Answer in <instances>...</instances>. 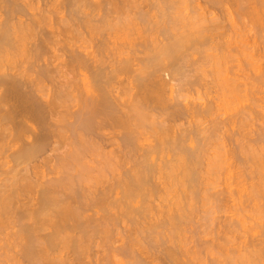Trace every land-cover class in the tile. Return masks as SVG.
I'll return each mask as SVG.
<instances>
[{"label":"rangeland","instance_id":"1","mask_svg":"<svg viewBox=\"0 0 264 264\" xmlns=\"http://www.w3.org/2000/svg\"><path fill=\"white\" fill-rule=\"evenodd\" d=\"M25 1H27V0H25ZM139 0H137V2H138ZM157 1H159V2H157ZM228 1H230L229 3H228ZM245 1V2H244ZM252 1H254V2H252ZM255 1H257V2H259V3H257V2H255ZM28 2H29V0H28ZM90 3H91V5H93V6H90V4H87L86 6L88 7V6H90V7H93V8H90L91 10H87V8L85 7L84 9H86V11L83 9L82 11V13H84V11L86 12V13H89V12H91V15H92V11H96V9H97V12H93L94 13V15L97 13L98 14V12H99V14L101 13V12H103L102 10H103V8H104V11L105 12H103V13H106V11H108V9L110 8H113L112 7V5H105V2H104V0H102V3L100 4V0L98 1L99 3V5H101V7H103V8H101V9H99L98 8V4L95 2V0L94 1H89ZM88 2V3H89ZM141 2V0L139 1V3ZM143 2V3H142ZM142 2H141V4H139V3H136V4H139V5H141V8H140V10H134V9H136V8H134V9H130V8H132L131 6H128L129 8V10H126V13L127 12H132L133 14V17H134V19H132V15L131 14H129V13H127L128 15H129V17L131 18V21L133 20L134 21V24L133 25H135L134 27L136 28V27H138V29H136V30H138V32H136V31H134V30H132L133 31V33H132V35L131 36H129V35H127V37L129 36L130 37V40L129 39H127V37H124V36H122V34H118L117 35V37L119 36V35H121V37H123V38H126V39H123V38H121L120 39V36L118 37V38H116L115 37V32H112V31H110L111 30V28H109V27H111L110 25H112V24H110V25H107V23L109 24V22L110 23H112L113 22V24L114 23H116V21L114 20V19H112L113 18V16L110 18V20L112 21H108V19H109V17H108V19L105 21V25H97V26H99L100 27V30L99 31H104L103 33H104V35H103V33L102 34H100L99 35V33L98 32H96V36L94 35V36H90V37H88V36H83L79 41H78V39L77 38H79V37H76L77 36V34H75L74 35V33L72 34V33H70V34H72L71 36H70V34H66V32H65V28H67V30L69 29V27L72 29V30H77L73 25H70V23L68 22L67 24H63L62 25V22H60V19H61V17H63V16H61V14H59V16H57L58 14L55 12V10H56V8H57V6L56 7H53L52 9H53V11L51 10V8H49L50 10V12H52L49 16H48V18H49V20L48 21H46V22H44V24H42L43 26H42V28H45V25L47 24V26H46V29H44V30H47V31H45V32H50L49 30H52L54 33H56V36H57V32H60L59 33V35H58V39L59 40H57V38L55 39L54 38V40H56L57 41V44L59 45H57L56 46V48L54 47V49H55V52H56V58L54 57L55 55V52L54 53H52L53 51L51 50V52H50V49H49V51H48V53L50 52V53H52L51 55L50 54H48V55H50V56H52L53 58H51V57H48V59L49 58H51V60L53 59V61H51V62H53V64L54 65H56V68H57V71L55 70V76L53 75V82H54V84L52 83V82H48V84L46 85V83L47 82H45V85H46V88H47V90L48 91H50V93L51 92H54V90L55 89H57L58 87L57 86H60V85H63L64 83H65V81H71L72 80V82L73 81H75L74 82V86H72L73 84H72V82H71V87H73L72 89H74V90H70L71 92H69L70 93V95H71V93H72V96L71 97H73V95H74V98H75V96L76 97H79V99L78 98H75V99H78L79 101H81L80 103H77V101L74 99L72 102H73V104H72V102H71V105L68 103V102H70V101H67V104H69V105H67V107L69 106V108H68V110L70 109V114L72 113V111H73V113L72 114H75V113H77L78 112V110H80V108H79V106L81 105V104H83L82 103V98H85V99H83V100H86V97H87V93L86 92H88V91H86L89 87L91 88V86H86L87 88H85V86H83V85H85V84H83V82L84 83H87V81H88V84H89V79H90V82H92V79H91V77L93 78V76H91L92 75V73L90 74V72L88 73V71H86V74H85V70L83 71V74L81 73L80 74V72L78 73V71L77 72H74V73H77V74H75L76 75V78L78 79H76L75 77H73V71L71 70L72 69V66H70V68H69V66H67L68 64V62L71 60L70 59V57H68L67 55H65V56H63V53L62 52H59L60 50H61V45H64V44H62V42L64 41V39H68V37L67 36H69V38L71 37L72 39H74L75 37V39L77 40V41H71V42H69V39L66 41L65 40V42L67 43V45L70 43V45L71 44H73V42H74V44H76L75 46H74V49H78V47H80V49H78V51H79V53L82 51V53L81 54H83V50H84V54H88V53H90V50L92 49V51H91V53H96V51H97V53L99 52V51H101V50H103L102 51V53L104 54V55H106L105 57L106 58H110V60L111 61H113L112 59H114L112 56L115 54V52L117 53V51H115V50H126V51H128L127 52V55H124L125 57H130V56H132L133 57V55L131 54L130 55V53H134V55L135 54H137L138 55V57L139 58H141V57H143L142 59H144L145 57V54H144V56H143V53L142 54H140V55H142V56H140L139 55V53H138V51H143L144 52V43L143 42H145V41H149V43H148V45H149V48L150 47H156V44L155 43H157L156 41L157 40H159V43H157V44H160L161 42H162V40H164L163 42H166L167 40H165V37H167L166 39H169V37H171L172 38V36H173V38L175 37V38H181L182 39V37L184 38V39H182V40H184V43H183V41H182V43H180L182 46V48H181V50H182V52H181V50H179L178 51V55L177 54H174V55H176V56H174V58H173V60L171 59L173 56H171V58L169 57V59H171L172 61H173V64L171 63V60H169L168 58L167 59H165V61L163 62V64L166 66V64L168 63V65H167V67H164V68H169V69H171V70H174L175 71V69H176V67H177V70L179 71V72H174L173 74H170L169 72H164L163 73V71H162V69H164L163 67L161 68V71H160V76H159V78L157 77V81H156V73H155V77H154V79H155V81L156 82H161V81H163L164 80V82H165V84H164V82H163V84H164V87L163 88H165V87H167V85L169 86V87H167V89H166V91H164V93L165 94H163V96L165 97H163V99H162V101L164 100V106H162L163 104V102L160 104V105H158L157 104V102L156 101H154L155 103H153V105H150V104H147V105H150L149 106V108L151 107V109L149 110V108H148V106L146 105L145 107H146V109L147 110H145V108H144V106H142L143 107V110L145 111V113H146V111H148L147 112V114H148V116H147V114H145V117L147 116L148 118H150V119H147L146 118V122L145 121H143V119H142V122H143V124L141 123V122H139L140 124V127L139 126H137V127H139L138 129H137V127L135 128V130H136V134H137V136L138 135H140V138H139V136L137 137L139 140L137 141V145L138 144H140V146L142 147V149H141V147L138 145L137 146V153H136V156H132L133 158L131 159V155L128 157V151H127V149H125V147H124V144H123V142L122 141H120L121 140V137L119 136V138H118V136L117 135H121L120 134V132H118L117 131V133H119V134H117V133H114V132H112L111 133V131L112 130H109L110 132H108L107 130H105V132L104 131H98V132H101V134L104 136V139H103V137H102V135L100 134V136L102 137V142H101V139H100V136H99V134H98V136L97 135H95V136H97L98 138V141H96L97 139H95L92 135H91V137H93L92 139H91V143L94 141V142H96L97 144H99L98 145V147L99 148H96V147H94V146H97V144L96 145H93L92 147V149H91V151H94L95 150V148L98 150V151H100V153L102 154V158H101V155H100V153H98L99 155H97L98 156V159L96 158L95 160H96V162L94 161V157H97V156H95L96 154H95V152H94V156L92 155V154H89L87 157L85 156V158H87L86 160H87V163L86 162H83V164L84 163H86L87 165H88V162H90V160H91V163H90V165L89 166H87L86 164H85V166L86 167H89V168H91V167H94V169L93 168H91L92 170H94L95 172L93 173V171H91L92 172V175H90V173H88V174H86L87 176H88V182H86V186H85V184H84V188H86V191L89 189H92V190H90L91 192H92V194H93V192L95 191L97 194H98V190H100V191H102V190H104V188H106V190H109V192L110 191H112V193H111V197H109V200H108V205L107 204H105V207L107 208L106 210H105V207L104 206H102V205H100V207L102 208V211H101V209H100V207H98V206H90V204H91V201L90 202H87V203H90V204H87L86 202V206H84L85 208H84V210L86 211V210H89V211H84L83 209V213H84V216H85V218L87 217V218H89V220H92L91 222H92V225H94L93 224V222L95 223V224H97V223H99V224H101V225H104V226H101L100 225V228L98 227L97 228V234L95 235L94 233L96 232V230H95V232L93 233L94 235V238L93 237H91V234L90 233H92V230L91 231H87L85 228V230L84 231H86L87 233H89V237H90V239H91V243L89 242V244L88 245H90V248L91 249H89V247H88V249H86V250H88V252L87 251H83V252H81L80 251V253H81V255H82V253H83V255L82 256H78L79 255V252H78V254H77V252L76 253H74L73 252V249H63V248H61V249H59L60 247H57V248H55V249H53L52 250V253H55V254H52L51 253V251H50V254H51V256L50 255H47V256H49V257H51V259L53 258V260H54V258L56 259V258H59V259H61V260H63V259H65L64 261H67L68 262V264H180L181 262V264H183V263H185V264H217V262H218V264L220 263V264H230V263H234V264H236V261L238 262L237 264H239V258H243L244 256L246 257H249L248 255H249V253H253V251L252 250H254L253 249V247H252V245L254 244V245H259V243L260 242H264L263 240H264V175H262V174H264V75L262 74V73H264V35H262L263 33H264V23H262L263 21H264V1L263 0H165V2H167L166 4H165V2L164 1H160V0H142ZM213 2V3H212ZM235 2V3H234ZM237 2V3H236ZM104 3V4H103ZM160 3H161V5H160ZM163 3V4H162ZM170 3H172V4H170ZM238 3H240L239 5L241 6V7H239L238 5H236V4H238ZM251 3V4H250ZM253 3V4H252ZM254 3L256 4V5H254ZM31 5H32V7H33V9H35V7L38 9L41 5H36V3L35 4H33V3H30ZM96 4L98 5L97 6V8H96ZM147 4V5H146ZM151 4V5H150ZM165 4V6H163ZM224 4V5H223ZM103 5V6H102ZM105 5V6H104ZM139 5H137V7L139 6ZM154 5V6H153ZM245 5V6H244ZM253 5V6H252ZM135 6V5H134ZM244 6V7H243ZM250 6V7H249ZM32 7H31V9H32ZM106 7V8H105ZM136 7V6H135ZM140 7V6H139ZM149 7V8H148ZM159 7V8H158ZM163 9H162V8ZM166 7H167V9H166ZM168 7H169V9H168ZM247 7V8H246ZM262 7V8H261ZM172 8V9H171ZM238 8H239V10H238ZM241 8V9H240ZM35 10V11H33V10H28L29 11V13H31V12H34V13H38L39 11L38 10ZM95 9V10H94ZM114 9V8H113ZM143 10V12H145V14L146 15H148L146 18L144 17V19H145V21L144 22H142L141 21V23H144V24H140L139 22H137L136 20H138V19H136V18H139V17H141L142 15L141 14H138V13H140V11H142ZM159 9H161V10H159ZM249 9V11H247ZM254 9V10H253ZM258 9L260 10V11H258ZM101 10V11H100ZM150 10V11H149ZM152 10V11H151ZM155 10H156V13H155ZM166 10V11H165ZM168 10V11H167ZM173 10V11H172ZM245 10V11H244ZM37 11V12H36ZM88 11V12H87ZM113 11V10H112ZM112 11H110V13L112 12ZM134 11V12H133ZM163 11V12H162ZM45 12V11H44ZM135 12H138L137 13V16L135 15ZM142 12V13H143ZM166 12V14L163 16L162 14L163 13H165ZM170 14H169V13ZM241 12V13H240ZM244 12L246 13V14H244ZM256 12H258V13H256ZM46 13H48V12H46ZM45 13V14H46ZM54 13V14H53ZM57 15H56V14ZM177 15H176V14ZM183 13V14H182ZM239 13L242 15V16H240L239 15ZM248 13H250V14H248ZM259 13H260V16L261 15H263V16H258L259 15ZM85 14V13H84ZM102 14V13H101ZM108 14H109V11H108ZM126 14V15H127ZM145 14H143V16L145 15ZM155 14V15H154ZM169 14V15H168ZM248 14V15H247ZM254 14V15H253ZM54 15V16H53ZM81 15H83V14H81ZM81 15H79V16H81ZM104 15V14H103ZM131 15V16H130ZM141 15V16H140ZM145 15V16H146ZM173 15V16H172ZM180 15V16H179ZM93 16V15H92ZM136 16V17H135ZM175 16H177V18L175 19ZM244 16V17H243ZM248 16V17H247ZM249 16H251V17H249ZM4 17V16H3ZM57 17H59V18H57ZM128 17V16H127ZM128 17V18H129ZM149 17V18H148ZM164 17V18H163ZM171 17V18H170ZM183 17H186V18H183ZM259 17V18H258ZM27 17H24L23 18V20H25ZM54 18V19H53ZM128 18H126L125 17V19H128ZM130 18L128 19V21H130ZM160 18H161V20H160ZM163 18V19H162ZM166 18V19H165ZM182 18V19H181ZM256 18V19H255ZM53 19V20H52ZM121 19H123V18H121ZM159 19V20H158ZM170 21H169V20ZM173 19H175V20H173ZM179 19H181V20H179ZM184 19H186V20H184ZM187 19H188V21H187ZM250 19V20H249ZM27 20V19H26ZM115 22H114V21ZM140 20V19H139ZM148 20V21H147ZM164 21L165 20V22L167 21V22H169L168 24H167V22L166 23H164L163 22V24H162V22L161 21ZM173 20V21H172ZM191 20H193L194 21V24H196V25H194L193 23L191 24L190 22H191ZM251 20H253V21H251ZM255 20H257V21H255ZM262 20V21H261ZM58 21V22H57ZM67 21H68V19H67ZM124 22L126 21L127 22V20H123ZM133 21H132V23H133ZM138 23H136V22ZM176 21V22H175ZM177 21H180V22H177ZM184 21H187L188 22V24L186 23V24H184L185 22ZM192 21V22H193ZM208 21V22H207ZM212 21V22H211ZM215 21V22H214ZM48 22V23H47ZM49 22L51 23L52 22V24H50L49 25ZM56 22V23H55ZM150 22V23H149ZM171 22H175L174 24H172ZM184 22V23H183ZM206 22H207V24H206ZM220 24V25H218V23ZM251 22V23H250ZM255 22V23H254ZM259 22V23H258ZM129 23V22H128ZM156 25H155V24ZM189 23H190V25H189ZM198 23H199V25H198ZM214 23V24H213ZM254 23V24H253ZM53 24H55V25H53ZM57 24V25H56ZM140 24V25H139ZM161 24V25H160ZM204 24H206V25H208V26H204L203 27V25ZM216 24H217V26H216ZM256 24V25H255ZM259 24V25H258ZM60 25V26H59ZM144 27H143V26ZM149 25V26H148ZM173 25H174V27H173ZM188 25V26H187ZM191 25H194V26H191ZM213 25H215L214 27H212ZM52 26V27H51ZM53 26H54V28H53ZM56 26V27H55ZM106 27V26H108V27H106L105 29L103 28V27ZM132 26V25H131ZM166 26V27H165ZM219 26V27H218ZM73 27H74V29H73ZM134 27H132V28H134ZM163 27V28H162ZM168 27V28H167ZM171 27V28H170ZM193 27V28H192ZM200 27H202L201 29H199ZM49 30H48V29ZM52 28V29H51ZM57 28V29H56ZM101 28H103V30H101ZM134 28V29H135ZM140 28V29H139ZM141 28H142V30H141ZM152 28V29H151ZM166 28V29H165ZM175 28V29H174ZM196 28V29H195ZM204 28V29H203ZM210 28V29H209ZM259 28V29H258ZM61 29H62V31H64V34H62V31H61ZM107 29H109V30H107ZM70 30V29H69ZM72 30H71V32H72ZM106 30V31H105ZM139 30H140V32H139ZM152 30V31H151ZM155 30V31H154ZM162 32H161V31ZM193 30V31H192ZM195 30V31H194ZM200 30V31H199ZM211 30V31H210ZM217 30V31H216ZM262 30V31H261ZM176 31V32H175ZM191 31V32H190ZM207 31V32H206ZM212 31H214V32H212ZM84 32V31H83ZM83 32H81V33H83ZM112 33V35L110 34V33ZM131 32V31H130ZM136 32V33H135ZM149 32V33H148ZM166 34H165V33ZM175 32V33H174ZM193 32V33H192ZM196 32V33H195ZM85 33H87V32H84L83 33V35L85 34ZM98 33V34H97ZM128 33H129V31H128ZM134 33H135V35H134ZM137 33H139L138 35H137ZM188 33V34H187ZM199 35H198V34ZM205 33H206V35H205ZM61 34V35H60ZM88 34V33H87ZM114 34V35H113ZM143 34V35H142ZM192 34V35H191ZM197 34V35H196ZM203 34H204V36H203ZM209 36H211V37H209ZM223 34H224V36H223ZM106 35V36H105ZM109 35H111V36H109ZM163 35H164V37H163ZM170 35V36H169ZM184 35H186V37H184ZM194 35V36H193ZM61 36H63L64 37V39H62L63 37H61ZM101 38V39H99V37ZM125 36H126V34H125ZM138 38H136V37ZM145 36V37H144ZM146 36H148V37H146ZM177 36V37H176ZM181 36V37H180ZM92 37V38H91ZM94 37V38H93ZM112 37V38H111ZM132 37V38H131ZM152 39H151V38ZM156 37V38H155ZM199 37V38H198ZM222 37H223V39H222ZM60 38H61V41L62 42H60ZM88 38H90V39H88ZM103 38H104V40H103ZM111 38V39H110ZM114 38H116V39H114ZM143 38V39H142ZM164 38V39H163ZM186 38H188V39H186ZM198 38V39H197ZM202 38V39H201ZM28 39V38H27ZM34 39V38H33ZM33 39H31L30 38V42H29V40H28V43L27 42H25L26 44H25V46L27 47V49L29 48V49H31L32 47V43H36V40L35 39H37V38H35L34 40ZM107 39V40H106ZM215 39V40H214ZM100 40V41H99ZM113 40V41H112ZM118 40V41H117ZM120 40V41H119ZM122 40V41H121ZM129 42H127V41ZM134 40H135V43H134ZM145 40V41H144ZM211 40H213V41H211ZM33 41V42H32ZM83 41V42H82ZM97 41V42H96ZM103 41H105V42H103ZM108 41V42H107ZM110 41V42H109ZM153 41V42H152ZM161 41V42H160ZM191 41V42H190ZM61 43V45L59 44V43ZM65 42H63V43H65ZM82 42V43H81ZM89 42V43H88ZM94 42V43H93ZM118 42V43H117ZM125 42V43H124ZM155 42V43H154ZM180 42H181V40H180ZM98 43V44H97ZM102 43H104L103 45H102ZM107 43V44H106ZM115 43V44H114ZM117 43V44H116ZM122 43V44H121ZM138 43H140V45L138 44ZM150 43H151V45H150ZM212 43V44H211ZM23 44V43H22ZM73 44V45H74ZM94 44H95V46H94ZM125 44V45H124ZM128 44V45H127ZM143 44V45H142ZM145 44H146V42H145ZM155 45V46H152V45ZM79 45V46H78ZM81 45H82V47H84V49L83 48H81ZM93 45V47H91ZM103 46V48H101L102 46ZM108 45H110V46H108ZM122 45V46H121ZM138 45H139V47H138ZM162 45V44H161ZM218 45H221L220 47L218 46ZM227 45H229V46H227ZM245 45V46H244ZM61 46V47H60ZM100 46V47H99ZM105 46V47H104ZM125 46H127V47H125ZM132 46H133V52H131V49H132ZM222 46H223V48H222ZM243 46V47H242ZM31 47V48H30ZM58 47V48H57ZM60 47V48H59ZM99 47V48H98ZM120 47V48H119ZM122 47V48H121ZM131 47V48H130ZM139 49H138V48ZM143 49H142V48ZM158 48H159V46H157ZM161 47V46H160ZM198 47V48H197ZM207 47H208V49H207ZM215 47H217V49L215 48ZM225 47V48H224ZM88 48V49H87ZM101 48V49H100ZM153 48H151L150 49V52H154V49ZM201 48H202V50H201ZM242 48V49H241ZM59 51H58V50ZM86 49V50H85ZM105 49V50H104ZM112 49V50H111ZM115 49V50H114ZM225 49V50H224ZM88 50V51H87ZM94 50H95V52H94ZM99 50V51H98ZM135 50H136V52L137 53H135ZM199 50V51H198ZM221 50L223 51V52H221ZM113 51H114V53H113ZM123 51V52H124ZM203 53H202V52ZM244 51V52H243ZM60 53V55H59V53ZM88 52V53H87ZM177 52V51H176ZM179 52H181V53H179ZM228 52V53H227ZM100 53V54H99ZM98 54L100 55V56H103L102 58H104V55L101 53V52H99ZM110 53H113V54H110ZM128 53H129V55H128ZM155 53V52H154ZM223 53H224V55H223ZM232 53V54H231ZM250 55H249V54ZM24 54L26 55H28L29 56V54L28 53H26V52H24ZM65 54V53H64ZM111 55V56H109V55ZM125 54H126V52H125ZM180 54H181V56H180ZM252 54V55H251ZM23 56V55H18L17 56V60H18V62H19V64H18V62H17V60L16 59H14V60H16L15 62V64H17L16 66H20V64H23V65H21V69L20 70H22V67L25 69V66H28L29 64L27 63V61L29 62V63H31L30 62V59L27 57V55L26 56ZM57 55H59V56H61L60 58L57 56ZM137 55H135V56H137ZM151 55H153V54H150V56ZM223 55V56H222ZM225 55H227V56H225ZM229 55V56H228ZM230 55H232V58L230 57ZM244 55V57H242ZM245 55H247V56H245ZM255 55V56H254ZM67 56V57H66ZM124 56H123V58H124ZM216 56V58H214ZM22 57V58H21ZM111 57H112V59H111ZM185 57V58H184ZM206 57H207V60H206ZM209 57V58H208ZM222 57H224V58H222ZM227 59H226V58ZM247 57V58H246ZM251 57V58H250ZM258 57H260V58H258ZM26 58V60H24ZM59 58V59H58ZM116 58V57H115ZM135 58V57H134ZM177 60H176V59ZM214 58V59H213ZM218 58H220V59H218ZM253 58V59H252ZM28 59V60H27ZM46 59H47V56H46ZM54 59H55V61H54ZM57 59V60H56ZM105 59V58H104ZM137 59V58H136ZM142 59H140V60H142ZM210 59V60H209ZM214 61H213V60ZM219 61H218V60ZM225 59V60H224ZM230 60V62L228 63V61ZM231 59H233V61L235 62H233V61H231ZM13 60V59H12ZM106 60V59H105ZM105 60H103V61H105ZM108 60V59H107ZM106 60V63L108 62L109 64H107V65H110V63H111V61H107ZM166 60H167V62H166ZM174 60H176V62L174 61ZM209 60V61H208ZM217 60V61H216ZM237 60V61H236ZM24 61V62H23ZM59 63H58V62ZM62 61V62H61ZM168 61H170V62H168ZM196 61V62H195ZM203 61V62H202ZM211 61V62H210ZM225 61H226V64L227 65H225V64H223V66H222V63H225ZM249 61H251L252 62V64H253V66L251 65V62H249ZM12 63L14 62V61H11ZM23 62V63H22ZM137 62H139V60L137 61ZM136 62V63H137ZM142 61H140V64H138V68L135 66L134 67V69L136 70V68L137 69H140V67L142 68L143 66H144V63H143V65H142V63H141ZM165 62H166V64H165ZM198 62V63H197ZM219 62H221L220 63V66H218L217 65V63H219ZM239 62V63H238ZM254 62V63H253ZM64 63V64H63ZM106 63H105V65H106ZM113 63H114V61H113ZM135 63V64H136ZM170 63V64H169ZM174 63L176 64V66L174 65ZM191 63H192V66H191ZM211 63V64H210ZM213 63V64H212ZM14 64V65H15ZM26 64H28V65H26ZM67 64V65H66ZM195 64V65H194ZM214 65L215 64V66H212V67H214V68H212L210 65ZM231 66H229V65ZM239 64V65H238ZM11 64L9 63V66H10ZM25 65V66H24ZM59 65V66H58ZM106 65V66H107ZM235 65H236V67H235ZM243 65V67H241ZM15 66V67H16ZM65 66H66V69H65ZM190 66V67H189ZM218 66V67H217ZM226 66V67H225ZM240 66V67H239ZM59 67V68H58ZM69 68V72H67L68 71V68ZM109 67V66H108ZM171 67V68H170ZM173 67H174V69H173ZM238 67V68H237ZM253 67V68H252ZM257 67V68H256ZM52 68V67H51ZM197 68H198V70H197ZM23 69V70H24ZM63 69H64V71H63ZM157 69V68H156ZM160 69V68H159ZM159 69H157V70H154V71H158V73H159ZM211 69V70H210ZM224 69V70H223ZM228 69V70H227ZM58 70H61V71H59L58 72ZM75 70V69H74ZM153 69H148V71L149 72H151ZM182 70V71H181ZM184 70V71H183ZM217 71L216 72V74H215V72L214 71ZM227 70V71H226ZM65 73H63V72ZM212 72V74L211 73H209V72ZM181 72V73H180ZM220 72V73H219ZM226 72V73H225ZM233 72V73H232ZM60 73V74H59ZM61 73H63V74H61ZM187 73H189V74H187ZM219 73V74H218ZM59 74V76H57ZM70 74V75H69ZM80 74V75H79ZM167 74V75H166ZM178 74V75H177ZM182 74V75H181ZM185 74V75H184ZM224 74V75H223ZM246 76H245V75ZM258 74V75H257ZM260 74V75H259ZM72 75V76H71ZM74 75V76H75ZM82 75V76H81ZM125 74H123V75H121L122 77H119V80H120V82L121 81H123V83H124V86H125V84L127 85V86H129L127 83H129V84H132V85H130V87H132L133 86V84H135V83H132V81H133V77L130 75V74H128V75H130L129 77L127 76V75H125ZM134 75V74H133ZM171 75V77H169V76ZM220 75V76H219ZM236 75V76H235ZM245 77H243V76ZM61 76L63 77V78H61ZM68 76V77H67ZM81 76V77H80ZM84 76V78H82ZM119 76V75H118ZM213 76H217V78H215V77H213ZM243 78H242V77ZM255 76H258L259 78H257V77H255ZM261 76V77H260ZM35 77V76H34ZM57 77V78H56ZM66 77V78H65ZM71 77V78H70ZM219 77V78H218ZM224 77V78H223ZM226 77V78H225ZM247 77V78H246ZM62 79V80H64V78H65V80L62 82V80H60V79ZM126 78V79H125ZM214 78V79H213ZM228 78H230L231 80H229ZM58 79V80H57ZM86 79H88V80H86ZM158 79H159V81H158ZM163 79V80H162ZM198 79V80H197ZM226 79V80H225ZM254 79V80H253ZM255 79H256V81L258 80V82H255ZM260 79V80H259ZM84 80V81H83ZM125 80V81H124ZM127 80H130L129 82L127 81ZM215 80V81H214ZM219 80V81H218ZM239 80H240V83H239ZM242 80H243V82L244 83H246V85H244V83L242 82ZM252 80V81H251ZM56 81V82H55ZM57 81H59V84L57 83ZM80 81V82H79ZM83 81V82H82ZM174 81V82H173ZM189 83H188V82ZM214 81V82H213ZM216 81H218V83L219 84H217V82ZM222 81V82H221ZM237 81V82H236ZM77 82V83H76ZM131 82V83H130ZM225 82V83H224ZM252 84H251V83ZM56 83V84H55ZM122 83V84H123ZM213 83V84H212ZM233 83V87H235L236 89H235V91H233L234 89H233V87H232V84ZM234 83H237V84H234ZM80 84V85H79ZM160 84V83H159ZM161 84H162V82H161ZM167 84V85H166ZM189 84V85H188ZM221 84H224V86L223 87H221ZM240 84V85H239ZM136 85V84H135ZM134 85V86H135ZM205 85V86H204ZM226 85V86H225ZM231 85V86H230ZM237 87H236V86ZM49 88H48V87ZM52 86V87H51ZM78 86V87H77ZM80 86H82L81 88H80ZM122 86V85H121ZM246 86V87H245ZM76 87V88H75ZM130 87H128V88H130ZM174 87V88H173ZM230 87V88H229ZM239 87V88H238ZM122 88V87H121ZM125 90L124 91H126L128 88L125 86V87H123ZM127 88V89H126ZM169 88V89H168ZM221 88V89H220ZM228 88H229V90H228ZM50 89V90H49ZM70 89V88H69ZM69 89L67 90V91H69ZM86 89V90H85ZM91 89H93V87L91 88ZM91 89H89V90H91ZM136 89V88H135ZM164 89V90H165ZM246 89V90H245ZM248 89V90H247ZM75 90H76V92H75ZM137 90V89H136ZM136 90L135 91H131V93H133V92H136ZM221 90H222V92H221ZM224 90H225V92H224ZM232 90V91H231ZM56 91V90H55ZM82 91V92H81ZM94 91V89L92 90V92ZM176 91V92H175ZM240 91H242V92H240ZM85 92V93H84ZM92 92H88L89 94L90 93H92ZM229 92H231V93H229ZM68 93V92H67ZM69 93L67 94L68 96H70L69 95ZM77 93V94H76ZM129 93H130V89H129ZM241 93V94H240ZM65 94V93H64ZM81 94V95H80ZM88 94V95H89ZM95 94V93H94ZM127 94V93H126ZM228 94V95H227ZM230 94V95H229ZM66 95V94H65ZM95 95H97V94H95ZM223 95V96H222ZM242 95V98H240V96ZM247 95V96H246ZM85 96V97H84ZM126 96V95H125ZM124 96V98L122 99V101H124L125 99H130L131 97H129V95L128 96H126L125 97ZM173 96V97H172ZM180 96V97H179ZM228 96H229V98H228ZM244 96V97H243ZM71 97H69V99H73V98H71ZM128 97V98H127ZM168 97H169V99H168ZM177 97V98H176ZM179 97V98H178ZM182 98V99H181ZM244 98V99H243ZM168 99V100H167ZM175 99H177V102H175L176 100ZM239 99V100H238ZM131 100V99H130ZM129 100V101H130ZM172 100V101H171ZM241 100H242V102H241ZM78 101V102H79ZM211 101V102H210ZM126 103H128L127 101H125ZM132 102V101H131ZM159 102H161V101H159ZM174 102V103H173ZM178 102H180V103H178ZM74 103H77V104H74ZM123 103V102H122ZM130 103V102H129ZM155 104H157V106L155 105ZM177 104V105H176ZM179 104H181V105H179ZM198 104V105H197ZM72 105H75L74 107L72 106ZM128 105H130V104H127L126 106H128ZM156 107H155V106ZM205 105V106H204ZM82 107H81V109L83 108V105H81ZM152 106H154L155 108L154 109H157V108H159V111L162 109V112H165V113H159L158 112V109H157V112L155 113V111H154V109H153V107ZM159 106H161V108L159 107ZM168 106V107H167ZM181 106L183 107L182 109H181ZM71 107V108H70ZM74 109H73V108ZM77 107H78V109H77ZM163 107V108H162ZM165 107V108H164ZM176 107H178V108H176ZM167 108V109H166ZM171 108V109H170ZM173 108V109H172ZM205 108L207 109L206 111H205ZM71 109H72V111H71ZM153 109V110H152ZM176 109V110H175ZM62 110V109H61ZM76 110V111H75ZM194 110V111H193ZM197 110H201V112L199 113V111H197ZM212 111V112H210L211 114L213 113V115H209L208 116V114H209V112H208V114H205V113H207V111ZM66 111V110H65ZM75 111V112H74ZM152 111V112H151ZM177 111V112H176ZM182 111V112H181ZM202 111H205L204 112V114L202 113ZM64 112V111H63ZM69 112V111H68ZM161 112V111H160ZM169 113V116L171 115V117L173 116V115H175V116H173L172 118L171 117H169L168 116V114L166 115V113ZM199 114L198 116H200V117H198V116H196V114L197 113ZM215 112V113H214ZM143 113V112H142ZM141 113V114H142ZM152 113V114H151ZM155 113V114H154ZM184 113V114H183ZM188 113V114H187ZM193 113V114H192ZM202 113V114H201ZM71 114V115H72ZM161 114V115H160ZM195 114V115H194ZM201 114V115H200ZM68 115H69V113H68ZM182 116V117H179V116ZM186 115V116H185ZM202 115H204V116H202ZM70 116V115H69ZM74 116V115H73ZM72 116V117H73ZM76 116V115H75ZM75 116L73 117V119H71V117H66L67 118V123L68 122H70L71 121V123H72V121H75L74 119H75ZM155 116H157V117H155ZM202 116V117H201ZM144 117V118H145ZM162 117V118H161ZM196 117H198V118H196ZM65 118V117H64ZM65 118V119H66ZM155 118V119H154ZM157 118V119H156ZM175 119V121H174V119ZM195 118V119H194ZM211 118H212V120H211ZM58 120L59 119V116H58V118L57 117H54V120H52V122H53V125L55 124V125H57L54 121L55 120ZM155 121H154V120ZM164 119V120H163ZM56 120V121H57ZM145 120V119H144ZM148 120V121H147ZM159 120V123L157 122ZM169 120H172V121H169ZM174 121V122H173ZM193 122V123H191V122ZM212 121V122H211ZM52 122H51V124H52ZM156 124L155 126H154V123ZM167 122H169V123H167ZM65 123V122H64ZM147 123V124H146ZM150 123V124H149ZM164 123V124H163ZM219 125H218V124ZM149 124V125H148ZM171 124V125H170ZM135 125H136V123H135ZM144 125V126H143ZM152 127H151V126ZM158 125V126H157ZM215 125V126H214ZM216 125H217V127H216ZM58 126H59V124H58ZM166 126V127H165ZM193 128H192V127ZM219 126V127H218ZM60 127H61V125H60ZM59 127V128H60ZM142 127V128H141ZM154 127V128H153ZM155 127H157V128H155ZM165 128L164 130V132H163V130H161V128ZM174 127V128H173ZM180 127V128H179ZM214 127H216L215 129L218 131V132H220V135H218L217 134V131L214 129ZM141 128V129H140ZM158 128H160L159 129V131H157L158 130ZM166 128H167V132H166ZM173 128V129H172ZM192 128V129H191ZM200 128V129H199ZM218 128H220V129H218ZM57 129H58V127H57ZM56 129V130H57ZM143 129V130H142ZM157 129V130H156ZM185 129V130H184ZM188 129V130H187ZM137 130H138V132H137ZM140 130V131H139ZM147 130V131H146ZM184 130V131H183ZM199 132H198V131ZM214 130L216 131V135L214 134ZM156 131V132H155ZM162 131V132H161ZM174 131V132H173ZM188 131V132H187ZM195 131V132H194ZM197 131V132H196ZM97 132V133H98ZM103 132V133H102ZM142 134H141V133ZM160 132V133H159ZM178 134H177V133ZM204 132V133H203ZM213 132V133H212ZM66 133V132H65ZM68 133V132H67ZM111 133V134H110ZM122 133V132H121ZM147 133V134H146ZM169 133V134H168ZM188 133V134H187ZM200 133V134H199ZM236 135H235V134ZM94 134H96V133H94ZM160 134V135H159ZM161 134H163V135H161ZM167 134H168V136H167ZM180 134V135H179ZM186 134V135H185ZM199 134V135H198ZM204 134V135H203ZM233 134H234V136H233ZM69 135H71L70 133H68L66 136H69ZM158 135V136H157ZM170 135H172L171 137H170ZM176 135H177V137H176ZM184 135H185V140L184 139H182V141H181V139L180 138H183L184 137ZM188 135V136H187ZM201 135V136H200ZM211 135H215L216 136V138H219L221 141H223V145L225 146V147H222L221 146V142L218 140V139H215V136H214V139L215 140H213V141H211L210 142V140H212V138L210 137ZM218 135V136H217ZM178 136H179V138H178ZM200 136V137H199ZM206 136V137H205ZM230 136L232 137L233 136V138L232 139H230ZM72 137V136H71ZM70 136H69V138H71ZM90 137V136H89ZM89 137L88 138H86L87 140L89 139ZM107 137V138H106ZM160 137H162V138H160ZM168 137V138H167ZM174 137V138H173ZM209 137L211 138L210 140H209ZM66 138V137H65ZM68 138V137H67ZM143 138L145 139V141L143 140ZM149 138H150V140H149ZM165 138H166V140H165ZM171 138V139H170ZM175 138H177V141H175V146H174V141L173 140H176ZM188 138V139H187ZM190 138V139H189ZM72 139V138H71ZM89 139V140H90ZM109 139V140H108ZM118 139V140H117ZM153 139V140H152ZM180 139V140H179ZM197 140V143H196V140ZM202 139H205V140H203L202 141ZM206 139L208 140V144H209V142L211 143V144H217V147H216V145H215V147H213L214 148V152H213V148H212V146L213 145H211V144H206V147H205V145H204V143L203 142H206ZM100 140V141H99ZM107 140V141H106ZM140 140H142V142H140ZM148 140V141H147ZM157 140V141H156ZM159 140H160V142H159ZM161 140H163V142H161ZM186 140L188 141V142H186ZM216 140H218V141H216ZM29 141V140H28ZM64 141H65V139H64ZM62 142L61 140L59 141V142H61L62 143V146L61 147H63L62 149H61V147H56V145L57 144H53V146H55V147H53L52 146V150H53V153L51 152V150L49 151V154H47V156L46 155H44L43 157V159H41L40 160V163L42 162L43 163V165H45L44 166V168L42 167L43 165H41V167H42V169L40 168V172H42V173H40V174H42L43 176H45L44 178V180L45 181H47V180H49V179H54V178H57V176H61V175H58V173L56 174L55 173V171L56 172H58V171H60V170H55V171H53V166L51 165H49V164H53L54 166H56V159H55V157H57L58 156V154H59V156L60 155H64V152H66L67 151V149L70 147V145L69 144H71V143H69V144H66L67 142L66 141H69L68 139H66V143L65 142ZM152 141V142H151ZM191 141V142H190ZM195 141V142H194ZM200 141V142H199ZM70 142H71V140H70ZM108 142V143H107ZM112 142V143H111ZM115 142V143H114ZM122 142V143H121ZM140 142V143H139ZM157 142V143H156ZM173 142V143H172ZM178 142V143H177ZM184 142H185V144H184ZM199 142V143H198ZM216 142V143H215ZM239 142V143H238ZM55 143H56V140H55ZM61 143H59V144H61ZM63 143H65V148H64V144ZM90 143V144H91ZM114 143V144H113ZM163 143V144H162ZM166 143H168L167 145H166ZM172 144L173 146H171L170 144ZM190 143H193L194 145V147L195 146H197V144H200V143H203L202 145H204V150L205 149H207L208 147L209 148H211V150H209V148H208V152L210 153H206V152H204L201 156L199 155V160L197 161H195V159L193 160H191L190 159V161H189V157H186L184 154V156L180 153L179 154V152H185V153H188V149H189V147H193L192 146V144L190 145ZM58 144V145H59ZM92 144H94V143H92ZM103 145V147H102V145ZM119 144H121V145H119ZM178 146H177V145ZM181 144V145H180ZM242 144V145H241ZM69 147H68V146ZM112 145V146H111ZM119 145V146H118ZM155 145V146H154ZM165 145V146H164ZM170 145V146H169ZM188 145V146H187ZM190 145V146H189ZM201 145V144H200ZM243 145H244V147H243ZM250 145V146H249ZM66 146H67V148H66ZM148 146V147H147ZM160 146V147H159ZM168 146V147H167ZM187 147L185 150H187V152L186 151H184V149L181 151L180 149H182V147ZM208 146V147H207ZM220 148H219V147ZM241 148H243L244 150H246V152H248L249 153V155L251 154L250 152H252L253 154H251L252 155V157H251V155L249 156L248 155V153H246V152H244V150H242V149H240V147ZM106 147V148H105ZM115 147V148H114ZM121 147V148H120ZM123 147V148H122ZM150 147V148H149ZM163 147H165V149H162L161 150V148H163ZM172 147V148H171ZM176 147V151L177 150H179V152L177 151V152H175L174 151V148ZM178 147H179V149H178ZM193 147V151L194 150H196L195 148ZM249 147V148H248ZM56 149V151L54 152V150ZM57 148H60L58 151H57ZM103 148V149H102ZM138 148H140V149H138ZM145 148V149H144ZM152 148H153V150H152ZM157 148V149H156ZM159 148H160V150H159ZM170 148V149H169ZM198 148V147H197ZM223 148H224V150H223ZM248 148V149H247ZM252 150H251V149ZM65 149H66V151H65ZM71 148H69L68 150H70ZM94 149V150H93ZM100 149V150H99ZM144 149V150H143ZM152 150V152H154V153H150V151ZM154 149H156V150H154ZM216 149H217V151H218V153H217V151H216ZM250 149V151H247V150H249ZM105 150V151H104ZM138 150H141V151H138ZM150 150V151H149ZM172 150V151H171ZM190 150V149H189ZM191 150H192V148H191ZM191 150L189 151V153L187 154L188 156H189V154H192L191 153ZM63 151V152H62ZM102 151V152H101ZM112 151H114L116 154L114 155V152H112ZM119 151V152H118ZM122 151V152H121ZM146 151H148V154H149V156H148V154L146 155V156H148V159L150 158L151 160L150 161H148L147 159L145 160H143V157L145 156L144 154H146V153H144V152H146ZM161 151V152H160ZM197 151V150H196ZM207 151V150H206ZM211 151V152H210ZM216 151V152H215ZM68 152V151H67ZM113 154H112V153ZM139 152V153H138ZM174 152L176 153V154H174ZM195 152V151H194ZM193 152V153H194ZM56 153V154H55ZM61 153V154H60ZM63 153V154H62ZM106 153V154H105ZM107 153L109 154V157H108V159H110V158H112V159H110V161L112 160V163H113V165H115V168H114V166L112 167L113 168V170H112V172H110V171H108L107 172V170H109V166L107 167L108 169H106V166H105V161L107 160H105V157H106V155H107ZM141 153V154H140ZM144 153V154H143ZM156 153V154H155ZM160 153V154H159ZM164 153V154H163ZM172 153V154H171ZM205 153H206V155H205ZM216 153V154H215ZM240 153V154H239ZM103 154H105V156L103 155ZM111 154V155H110ZM143 154V155H142ZM154 154V155H153ZM207 154L209 155V157H211V154H215L216 155V157L219 159V161H218V159L216 160V159H213V160H216V162L215 163H213V160H212V157L211 158H209L208 156H207ZM241 154H243L242 156H241ZM255 154V155H254ZM54 155H56V156H54ZM66 155V154H65ZM87 155V154H86ZM125 155V156H124ZM150 155H152V157L150 156ZM160 155H161V157H160ZM166 155V156H165ZM173 155V156H172ZM174 155H176V156H174ZM212 155V156H213ZM218 155V156H217ZM54 156V157H53ZM90 156H93V157H90ZM108 156V155H107ZM115 156V157H114ZM117 156V157H116ZM142 156V157H141ZM164 156V157H163ZM169 156V157H168ZM172 156V157H171ZM181 156V157H180ZM202 156H204V157H202ZM49 160H47L46 158ZM62 157V156H61ZM64 157V156H63ZM163 157V158H162ZM174 157H175V159H174ZM254 157V158H253ZM258 157V158H257ZM52 158V159H51ZM54 158V159H53ZM58 158V157H57ZM84 158V159H85ZM91 158V159H90ZM102 160H101V159ZM104 158V159H103ZM114 158V159H113ZM117 158H118V160H117ZM156 158V159H155ZM183 158V159H182ZM188 160H187V159ZM201 158V159H200ZM215 158V157H214ZM251 158V159H250ZM90 159V160H89ZM125 159V160H124ZM144 161V164L146 165L147 163V161H148V167H150L149 169H152V170H150V171H152V175H149L148 174V177H149V179L151 178V180H147V181H149V183L147 182V184L148 185H146L145 187H147V189L144 187V189L146 190V193H145V190L143 189V193H142V191H141V195L142 196H139V198H138V195L136 196L135 195V197H133V201H132V198L130 199V198H128L127 197V195H126V190L125 189H127V188H125V186H124V184L126 183L125 181H128L127 179H128V177H130V176H135L136 175V173H138V174H141L142 173V171H140V170H142V169H144V168H142V166L144 165H142L141 163H143V162H141L142 160ZM155 159V160H154ZM168 159V160H167ZM210 159V160H209ZM51 160L53 161V163L51 162ZM85 160V161H86ZM114 160H116V161H118V162H116V161H114ZM138 160H139V163H140V165H142V166H140L139 165V163H138ZM180 160V161H179ZM183 160H184V162H183ZM202 160V161H201ZM204 160V161H203ZM3 161V159L0 161V163ZM6 161H8V160H6ZM6 161H3V162H6ZM99 161V162H98ZM114 161V162H113ZM127 161V162H126ZM151 161H153V163L151 162ZM186 161V162H185ZM200 161V163H198ZM209 161H212V162H209ZM218 161V162H217ZM254 161V162H253ZM46 162H48V163H46ZM51 162V163H50ZM54 162H56V163H54ZM93 162H95V163H93ZM150 162L152 163V165L154 166H152L151 164H150ZM161 162V163H160ZM170 162V163H169ZM204 162V163H203ZM94 165H93V164ZM96 163H98L97 164V168H96ZM104 165H102V164ZM186 163V164H185ZM188 163H189V165H188ZM192 163V164H191ZM194 163H196V164H194ZM200 164V165H198V164ZM212 163L214 164V165H212ZM46 164H48V165H46ZM108 164V163H107ZM106 164V165H107ZM118 164V165H117ZM122 164V165H121ZM136 166H135V165ZM138 164V165H137ZM168 164V165H167ZM172 164V166H170ZM176 164V165H175ZM219 166H218V165ZM232 164V165H231ZM100 165V166H99ZM116 165L118 166L117 168V170H114V169H116ZM121 165V166H120ZM182 165V166H181ZM192 165V166H191ZM204 166V167H202V166ZM209 165V166H208ZM11 166V164L10 165H7V167H4V168H6V172H4L6 175L5 176H2V174H1V177H0V184H4V185H6L8 182L9 183H11V181L10 180H13V179H11V177H10V172L8 171L7 172V170H9V167ZM48 166H50V167H48ZM101 166H102V168H104L105 167V170H104V172H102V173H99V172H101V171H103V170H101L102 168H101ZM134 166H135V168H134ZM162 166V167H161ZM184 166V167H183ZM195 166V167H194ZM197 166V167H196ZM210 166H211V168L213 167V169H214V171H213V169H211L210 168ZM216 166H218V167H216ZM53 167V168H52ZM111 167V166H110ZM120 167V168H119ZM133 167V168H132ZM147 167V166H146ZM147 167V168H148ZM152 167V168H151ZM158 167H160V168H158ZM174 167V168H173ZM176 167V168H175ZM180 167V168H179ZM193 167V168H192ZM207 167H209V169L207 168ZM220 167V168H219ZM230 167V168H229ZM4 168L2 169V170H0V171H5L4 170ZM48 168V169H47ZM51 168H52V170H51ZM123 168V169H122ZM130 168H131V170H130ZM142 168V169H141ZM157 168V169H156ZM178 168H179V170H178ZM188 168V169H187ZM192 168V170L194 171V172H191L192 170H190V172L191 173H194V175H193V180H195V181H197L198 179V181L197 182H199L198 184H194V186L193 187H191V188H195L194 190L196 191V194H195V198H196V201H195V199L193 200V197H192V194H194V192L195 191H193L192 189H189V191L188 192H186L187 193V195L184 193V191H185V187L188 185V183L190 184V182L188 181L189 179H190V177H189V175L187 174V172H188V170L189 169H191ZM218 168V169H217ZM228 168V169H227ZM18 169H21L22 170V168H18ZM17 169V170H18ZM67 170H68V168H66ZM90 169V170H91ZM97 169H98V171H97ZM132 169H133V171H132ZM135 169V170H134ZM162 169V170H161ZM164 169V170H163ZM166 169H168V171H167V173L169 172V174H167V173H165L166 171ZM186 169V170H185ZM220 169V170H219ZM222 169V170H221ZM16 170V171H17ZM38 170H39V168H38ZM45 170V171H44ZM100 170V171H99ZM161 172H160V171ZM170 170V171H169ZM218 170V171H217ZM224 170V171H223ZM227 170V171H226ZM257 170V171H256ZM16 171H14L15 173H17V172H19V170L16 172ZM51 171V172H50ZM52 171H53V174H52ZM65 171V170H64ZM73 171H75V170H72L71 172H73ZM122 171V172H121ZM124 171V172H123ZM127 171H129V173L127 174L126 172ZM154 171V172H153ZM163 171V172H162ZM179 171V172H178ZM186 172V173H184V172ZM208 171H210V172H208ZM213 171V172H212ZM24 172V173H23ZM39 172V171H38ZM66 172V171H65ZM71 172H69V174H71ZM110 172V173H109ZM116 172H118V174L116 173ZM141 172V173H140ZM158 172V173H157ZM171 172V173H170ZM184 173V175H183V173ZM189 172V173H190ZM196 172V173H195ZM217 172V173H216ZM218 172H219V174H218ZM221 172H223V174L221 173ZM225 172V173H224ZM0 173H2V172H0ZM20 173V175L22 174L23 176L25 175V174H31L30 172L29 173H25V171H22V173L21 172H19ZM19 173H17V174H19ZM60 173V172H59ZM76 173V172H75ZM75 173L73 172V174L75 175ZM99 173V174H98ZM109 174V175H106V174ZM165 175H164V174ZM190 173V174H191ZM216 173V174H215ZM230 173V174H229ZM257 173V174H256ZM11 174H14L13 172L11 173ZM15 175L16 176V178H17V176L18 175ZM55 174V175H54ZM77 174V173H76ZM101 174H102V176H104V174H105V176L102 178V176H101ZM126 174V175H125ZM137 174V175H138ZM155 174V175H154ZM157 174V175H156ZM161 174V175H160ZM210 174L213 176V180H212V178H211V176H210ZM238 174V175H237ZM9 175V176H8ZM100 175V176H99ZM129 175V176H128ZM167 175H169V176H167ZM171 175H174V176H171ZM185 175H187V176H185ZM223 175V176H222ZM7 176V177H6ZM14 176V175H13ZM113 176V177H112ZM150 176H153V177H150ZM156 176H158V177H156ZM184 176V177H183ZM197 176V177H196ZM216 176V177H215ZM221 176V177H220ZM227 176V177H226ZM235 176V177H234ZM4 177V178H3ZM19 177V176H18ZM86 177V176H85ZM84 177V178H85ZM93 179H97L96 181H98V179L99 178H97V177H101L100 179H99V182L100 183H98V182H96V183H98V185H96V187H95V189L97 190H93V186H92V184H94L93 182V180H92V178ZM169 177V178H168ZM173 177V178H172ZM186 177H188V178H186ZM261 177V178H260ZM8 178H10V179H8ZM15 178V180H19V178H17L16 179ZM59 178V177H58ZM106 178H108V179H106ZM111 178H113V179H111ZM120 178V179H119ZM127 178V179H126ZM176 178H177V180H176ZM197 178V179H196ZM219 178H220V180H219ZM232 178H233V180H232ZM260 178V179H259ZM6 179H8V180H6ZM85 179H87V177L85 178ZM110 179V180H109ZM124 179H126L125 181H124ZM148 179V178H147ZM159 179V180H158ZM172 179H173V181H172ZM183 179V180H182ZM43 180V179H42ZM43 180V181H44ZM108 180V181H107ZM120 180H122V181H120ZM187 180V181H186ZM216 180V181H215ZM261 180H263V182H260ZM2 181H3V183H2ZM91 181H92V183H91ZM102 181V182H101ZM105 181V182H104ZM120 181V182H119ZM183 181V182H182ZM218 181V182H217ZM239 181V182H238ZM7 182V183H6ZM23 182V181H22ZM125 182V183H124ZM151 182V183H150ZM178 182V183H177ZM180 182H182V184L185 186V187H183V189H182V185L180 184ZM214 182H216V184L214 183ZM226 182V183H225ZM228 182V183H227ZM233 182V183H232ZM87 183L89 184V183H91V184H89L88 186H87ZM116 183H117V187H116ZM120 183V184H119ZM167 183V184H166ZM196 183V182H195ZM213 183V184H212ZM261 183H263V184H261ZM102 184V185H101ZM146 184V183H145ZM155 184V185H154ZM160 184V185H159ZM170 184V185H169ZM174 184V185H173ZM178 184V185H177ZM227 184H229V186L227 185ZM231 184H233V185H231ZM9 185V184H8ZM159 187H158V186ZM167 185V186H166ZM193 185V184H192ZM191 185V186H192ZM200 185V186H199ZM213 185H215L216 186V188H215V186H213ZM227 185V186H226ZM231 185V186H230ZM90 186V187H89ZM124 186V187H123ZM150 186V187H149ZM181 186V187H180ZM202 186V187H201ZM219 186V187H218ZM243 186V187H242ZM114 187V188H113ZM151 187H152V189H151ZM159 188L158 190H157V188ZM187 187H189V185L187 186ZM186 187V188H187ZM200 187V188H199ZM238 187V188H237ZM110 188H113V189H110ZM116 188V189H115ZM149 188V189H148ZM161 188V189H160ZM174 188V189H173ZM179 188V189H178ZM202 188V189H201ZM205 188V189H204ZM227 188H229V190H227ZM252 188V189H251ZM124 189V190H123ZM167 189H169V190H167ZM181 189V190H180ZM188 189V188H187ZM197 189V190H196ZM213 189V190H212ZM251 189V190H250ZM254 189V190H253ZM105 190V191H106ZM152 191V192H150V191ZM154 190V191H153ZM242 190V191H241ZM245 190V191H244ZM89 191V192H90ZM104 191V192H105ZM114 191H116V192H114ZM149 191V192H148ZM183 191V193H184V195H183V193L181 194V192ZM192 191H193V193H192ZM227 191H229V193H227ZM241 191V192H240ZM119 192V193H118ZM156 192V193H155ZM164 192V193H163ZM168 192V193H167ZM206 192V193H205ZM210 192V193H209ZM231 192H233V194H231V196H230V193ZM258 193V195H259V198H257L258 199V201H256L255 203H254V201L253 202H251V200L249 201L248 199L250 198V196H252L254 193ZM88 192H86V194H87ZM96 193H94V196L96 195ZM148 193V194H147ZM191 193V194H190ZM217 193H219V195H221L220 196V200H222V201H220L219 199H218V197H217V202L215 203V201L216 200H214V199H216V196H217ZM221 193V194H220ZM224 193V194H223ZM250 193V194H249ZM251 193H253V194H251ZM256 193H255V195H256ZM90 194V193H89ZM91 194V195H92ZM144 194H145V196H144ZM170 194V195H169ZM177 194V195H176ZM198 194V195H197ZM205 194V195H204ZM210 194V195H209ZM213 194V195H212ZM140 195V194H139ZM146 195H148L147 197H146ZM189 195V196H188ZM202 195V196H201ZM204 195V196H203ZM212 195V196H211ZM93 196V195H92ZM150 196V197H149ZM154 196V197H153ZM176 196V197H175ZM214 196V197H213ZM91 197V196H90ZM90 197H89V199H90ZM125 197V198H124ZM127 197V198H126ZM162 197V198H161ZM182 199H181V198ZM186 197H187V199L188 198H190V199H186ZM203 197H204V200H206V201H204L203 200ZM248 197V198H247ZM255 197V196H254ZM92 198L93 197H91V200H92ZM117 198V199H116ZM122 198H124V199H122ZM137 198V199H136ZM150 198V199H149ZM172 198V199H171ZM181 199V201H180V199ZM184 198V199H183ZM255 198V199H256ZM119 199V200H118ZM121 199V200H120ZM127 199V200H126ZM166 199H167V201H166ZM199 199H201L200 201H199ZM210 199V200H209ZM251 199V198H250ZM129 200V201H128ZM134 200H136V201H134ZM151 200V201H150ZM170 200H171V202H170ZM191 200V201H190ZM203 200V201H202ZM118 201V202H117ZM122 201V202H121ZM163 201V202H162ZM175 201V202H174ZM183 201V202H182ZM188 201V202H187ZM190 201V202H189ZM208 201V202H207ZM219 201V202H218ZM260 201V202H259ZM114 202V203H113ZM120 202H121V205L122 206H118L119 204H120ZM140 202H141V204H140ZM154 202V203H153ZM185 202V203H184ZM195 202V203H194ZM207 202V203H206ZM210 202V203H209ZM259 204H258V203ZM84 203V204H85ZM113 203V204H112ZM116 203H117V206L119 207H117L116 206ZM146 203H147V205H146ZM149 203V204H148ZM160 203V204H159ZM178 205H177V204ZM204 203V204H203ZM126 204H127V206H126ZM184 206H183V205ZM205 204H207V205H205ZM90 206V208L88 207V206ZM114 205H115V207H114ZM129 205V206H128ZM140 205V206H139ZM153 205V206H152ZM155 205H156V207H155ZM157 205H159V206H157ZM176 207H175V206ZM180 205V206H179ZM193 205V206H192ZM114 208H113V207ZM124 206V207H123ZM130 206H132L131 207V209H133L132 211L134 212H132L131 213V209L129 208ZM164 206V207H163ZM185 206H187V207H185ZM112 207V208H111ZM135 207V208H134ZM139 207V208H138ZM162 207V208H161ZM179 207V208H178ZM93 208V209H92ZM99 208V209H98ZM120 208H122V209H120ZM127 208H128V210H129V213H130V215H128L129 213H128V210H127ZM144 208V209H143ZM167 208H168V210H167ZM183 208V209H182ZM187 208V209H186ZM191 210H190V209ZM195 208V209H194ZM91 209V210H90ZM112 209V210H111ZM116 209V210H115ZM120 209V210H119ZM150 209H152V210H150ZM162 209V210H161ZM172 209H173V211H172ZM181 209H182V211H181ZM210 209V210H209ZM98 210V211H97ZM109 210V211H108ZM154 210V211H153ZM161 210V211H160ZM177 210H178V212H177ZM180 210V211H179ZM189 210H190V212H189ZM193 210V211H192ZM208 210V211H207ZM125 211V212H124ZM186 211V212H185ZM82 212V211H81ZM103 212V213H102ZM109 212V213H108ZM121 212V213H120ZM144 212V213H143ZM166 212V213H165ZM181 212V213H180ZM197 212V213H196ZM92 213V214H91ZM105 213V214H104ZM107 213V214H106ZM112 213V214H111ZM150 213V214H149ZM152 213H153V215H152ZM192 213V214H191ZM195 213V214H194ZM95 216H94V215ZM127 216H125V215ZM133 214V215H132ZM135 214V215H134ZM149 214V215H148ZM161 214V215H160ZM166 214H168V215H166ZM176 214V215H175ZM92 215V216H91ZM100 215V216H99ZM101 215H102V217H101ZM107 217H106V216ZM110 216V218L109 219H107L109 216ZM138 215V216H137ZM179 215V216H178ZM181 215V216H180ZM191 215V216H190ZM103 216H104V218H103ZM116 216V217H115ZM124 216H125V218H124ZM129 216V217H128ZM142 218H140V217ZM188 216V217H187ZM15 216H13L12 218H14ZM111 217H113V219L111 218ZM115 217V218H114ZM151 217V218H150ZM165 217V219H163ZM168 217H170V218H168ZM175 217H176V219H175ZM191 217V218H190ZM208 217V218H207ZM100 218H101V220H100ZM121 219V221H118V220H120ZM128 218V219H127ZM130 218V219H129ZM132 218V219H131ZM148 218H150V219H148ZM172 218V219H171ZM181 218H184V219H181ZM187 218V219H186ZM189 218V219H188ZM15 219V218H14ZM14 219H13V223L15 222L14 221ZM102 219H104L103 221H102ZM115 219H116V221H115ZM153 219V220H152ZM167 219V220H166ZM88 220V219H87ZM98 220V221H97ZM102 221V222H100V221ZM138 220V221H137ZM144 220V221H143ZM146 220H148V221H146ZM150 220V221H149ZM180 220H182V222L180 223ZM185 220V221H184ZM108 221V222H107ZM141 221V222H140ZM170 221H172V222H170ZM178 221V223H175V222H177ZM5 222H7L6 220H5ZM90 222V221H89ZM90 222V223H91ZM113 222V223H112ZM144 222V223H143ZM147 222H148V225H147ZM151 222V223H150ZM162 222H164V223H162ZM174 222V223H173ZM8 223V222H7ZM115 223V224H114ZM135 223V224H134ZM139 223V224H138ZM162 223V224H161ZM12 224V223H11ZM107 224V225H106ZM138 224V225H137ZM143 224V225H142ZM145 224V225H144ZM156 224H158L157 226H156ZM168 224V225H167ZM5 225V224H4ZM3 225V226H4ZM14 226H15V223L13 224ZM13 225H12V227H13ZM115 225V226H114ZM135 225V226H134ZM164 227H163V226ZM176 225H177V227H176ZM140 228H139V227ZM5 227H10V226H8V224H6L5 225ZM90 227H92L91 226V224H90ZM102 227V228H101ZM108 227V228H107ZM115 229H114V228ZM134 227V228H133ZM144 227V228H143ZM146 227V228H145ZM172 227H174V228H172ZM175 227H176V229H175ZM0 228H2V227H0ZM4 228V227H3ZM2 228V229H3ZM7 228H4V230L6 231V229ZM14 228V227H13ZM13 228H11V229H13ZM112 228V229H111ZM139 228V229H138ZM178 228V229H177ZM9 229V228H8ZM11 229H9V230H11ZM18 228L16 227V230H17ZM98 229L99 230H101V231H98ZM105 231H104V230ZM107 229H109V230H107ZM144 229V232L142 233V234H140L139 233V231L141 230V232H142V230ZM146 229V230H145ZM9 230H7L6 232L7 233H5L4 231H2V233L0 232V253H3V255L2 254H0V264H15L16 262V264H28L29 262H26V261H22V258H21V253H20V249H19V247L17 246V241L16 240H14L15 238H12L13 236H12V233H10L9 235H11V236H7L8 235V233L9 232H12L13 230H11V231H9ZM16 230H14L15 232H16ZM112 230V231H111ZM173 230V231H172ZM102 231H104V232H102ZM175 231V232H174ZM176 231H177V233H176ZM182 231V232H181ZM4 232V233H3ZM15 232H13V234L15 233ZM100 234H99V233ZM112 233V234H110L109 235V233ZM104 233H106V234H104ZM107 233H108V236H107ZM171 233H174L173 235L171 234ZM4 236H3V235ZM7 234V235H6ZM43 234H49V233H43ZM102 234V235H101ZM138 234V235H137ZM2 235V236H1ZM140 235V236H139ZM102 236V237H101ZM106 236V237H105ZM110 236V237H109ZM180 236V237H179ZM104 237H105V239H104ZM107 237H108V239H107ZM175 237V238H174ZM9 238V239H8ZM93 238V239H92ZM105 240H103V239ZM174 238V239H173ZM177 238V239H176ZM4 239V240H3ZM13 239V240H12ZM127 239H131V242H129V240H127ZM6 240V241H5ZM14 241V242H13ZM16 241V242H15ZM88 241V240H87ZM86 241V242H87ZM90 241V240H89ZM94 241V242H93ZM96 241V242H95ZM127 241V242H126ZM138 241V242H137ZM179 241H181V242H179ZM226 241V242H225ZM251 241V242H250ZM1 242H3V243H1ZM6 242V243H5ZM140 242V243H139ZM217 242H219V243H217ZM225 242V245L223 244ZM230 243V245L231 246H229V243ZM9 243V244H8ZM88 243V242H87ZM135 243V245H133ZM176 243H177V245H176ZM253 243V244H252ZM261 243V244H262ZM2 244V245H1ZM15 244V245H14ZM175 244V245H174ZM182 244V245H181ZM224 245V246H222V245ZM228 244V245H227ZM251 244V245H250ZM85 245H86V243H85ZM133 245V246H132ZM138 245V246H137ZM179 245V246H178ZM2 246V247H1ZM5 246V247H4ZM87 246V245H86ZM124 246V247H123ZM127 246V247H126ZM132 246V247H131ZM141 246V247H140ZM150 246V247H149ZM174 246V247H173ZM215 246H217V248L215 249ZM227 246V247H226ZM245 246V247H244ZM249 246V248H247ZM250 246H251V248H250ZM18 247V248H17ZM126 247V248H125ZM130 247V248H129ZM153 247V248H152ZM171 247V248H170ZM226 249H224V248ZM239 247H242V248H239ZM256 247H259V246H256ZM5 248V249H4ZM14 248H16V249H14ZM87 248V247H86ZM141 248V249H140ZM145 248V249H144ZM164 248H167V249H164ZM174 248H176V249H174ZM182 250H181V249ZM219 248V249H218ZM235 248H237L236 250H235ZM245 248H247V249H249V250H251L250 252H249V250H245ZM254 248H255V246H254ZM4 249V250H3ZM10 249V250H9ZM84 249H85V246H84ZM122 249H124L123 251L124 252H122ZM130 249V250H129ZM177 249H179V250H177ZM226 251H224V250ZM241 250V251H239V250ZM6 250V251H5ZM19 250V251H18ZM62 250V251H61ZM69 250V251H68ZM83 250V249H82ZM165 250V251H164ZM168 250H170V251H168ZM176 250V251H175ZM256 250V249H255ZM254 250V251H255ZM9 253H8V252ZM59 251V252H58ZM132 251V252H131ZM152 251V252H151ZM154 251V252H153ZM169 252V254H168V252ZM175 251V252H174ZM178 251V252H177ZM221 251V252H220ZM231 251V252H230ZM248 251V252H247ZM62 254H61V253ZM65 252V253H64ZM71 252V253H70ZM72 252H73V254H72ZM126 252V253H125ZM130 252H131V254H130ZM134 252V253H133ZM165 252H166V254L167 255H169V258H168V256L165 254ZM230 252V253H229ZM235 252H237V253H235ZM242 252V253H241ZM246 252V255H244V253ZM17 253V254H16ZM19 253V254H18ZM69 253V254H68ZM85 253V254H84ZM140 253V254H139ZM157 253V254H156ZM181 253H183V255H181ZM186 253V254H185ZM222 253V254H221ZM234 253V254H233ZM240 253V254H239ZM252 253H251V255H252ZM5 254H6V256H5ZM58 254V255H57ZM60 254V255H59ZM64 254V255H63ZM72 254V255H71ZM129 254V255H128ZM136 254V255H135ZM138 254V255H137ZM176 255V257H174L175 255ZM227 254H232V256L230 255V256H228ZM237 254H239V257H237L238 255ZM241 254H243V256L241 255ZM8 255L10 256V258L8 259L7 257H8ZM13 255H15V256H13ZM75 255V256H74ZM85 255V256H84ZM89 255V256H88ZM133 255V256H132ZM137 256L136 258H135V256ZM143 258H141L140 256ZM150 255V256H149ZM172 255H174L173 257L174 258H170ZM179 255H180V257H179ZM226 257H225V256ZM250 255V256H251ZM263 255V254H262ZM12 256V257H11ZM130 258H129V257ZM228 256V257H227ZM255 256H256V258H258L257 257V255L256 254H254L253 256H251L252 257V260L253 259H255ZM13 257H15V258H13ZM17 257V258H16ZM64 257H66V258H64ZM135 259H134V258ZM139 257V258H138ZM149 257V258H148ZM166 257V258H165ZM177 257H179V258H177ZM231 259H230V258ZM233 257H235L236 259L238 258V260H236V259H234L233 260ZM263 257V256H262ZM20 258V259H19ZM176 258V259H175ZM229 258V259H228ZM18 259V260H17ZM50 259V260H51ZM164 259V260H163ZM259 259H262V258H259ZM6 261V262H3V261ZM16 260V261H15ZM49 259H45V261H41V262H39V264H50L51 262H49L48 261ZM71 260V261H70ZM83 260V261H82ZM135 260H136V262H135ZM152 260V261H151ZM154 260V261H153ZM169 260H172L173 262H171V261H169ZM228 260V261H227ZM229 260H230V262H229ZM236 260V261H235ZM262 260H264V258L262 259ZM262 260H260V261H258V262H256L257 260H254V262L255 263H253V264H258L259 262H261ZM47 261H48V263H47ZM133 261V262H132ZM146 261H148V262H146ZM179 261V262H178ZM184 261V262H183ZM71 262V263H70ZM76 262V263H75ZM229 262V263H228ZM30 264V263H29ZM259 264H263V261L261 262V263H259Z\"/></svg>","mask_w":264,"mask_h":264},{"label":"bare ground","instance_id":"2","mask_svg":"<svg viewBox=\"0 0 264 264\" xmlns=\"http://www.w3.org/2000/svg\"><path fill=\"white\" fill-rule=\"evenodd\" d=\"M90 0H29V2H28V0L27 1H25V0H0V161L3 159V161H6V160H8V161H6V162H1L0 163V170H2L4 167H7V165H10L11 164V166L9 167V170H7V172L9 171L10 172V177H11V179H13V180H10L11 181V183H7L6 185H2V184H0V227H4V228H7V227H5V225L6 224H8V226H10V227H8L9 229H11V228H13L14 230H16V227L18 228L17 230H16V232L13 230V229H11V230H13L12 232H9L8 233V235L7 236H11V235H9L10 233H12V238H15L14 240H16L17 241V246L19 247V249H20V253H21V258H22V261L24 260V261H26V262H29L30 264H39V262H41V261H45V259H51V254H50V251H51V253H52V250L53 249H55V248H57V247H60L59 249H61V248H63V249H73V252L74 253H76L77 252V254H78V252H79V255L78 256H82L83 255V253H82V255H81V253H80V251L81 252H85V251H87L88 252V250H86V249H88V247H89V249H91L90 248V245H88L89 244V242L91 243V239H90V235H89V233H87L86 231H84L85 229L89 232V231H91L92 229V233H90L91 234V237H93L94 238V234L96 235L97 234V228L99 227L100 228V225L101 224H99V223H97V224H95L94 222H93V224L94 225H92V220H89V218H85V216H84V213L86 212V211H89V210H84V206H86V203L87 202H90L91 201V204L90 203H87V204H90V206H98V207H100V205H102V206H104L105 207V204H107L108 203V200H109V197H111V193H112V191H110L109 192V190H106V188H104V190H102V191H100V190H96L95 189V187H96V185H98V183H100L99 182V179L101 178V177H97V178H99L98 179V181H96L97 179L95 178V179H93L92 177V180L94 181L93 183L94 184H92V186L94 187L93 188V190L95 189L97 192H98V194L94 191L93 192V194H92V192L90 191V190H92V189H88L87 191H86V188H84L85 186H86V182H88V179L90 178H88V176L86 175V174H88V173H90L91 171H93V173L95 172L94 170V167H91V168H93L94 170H92L91 168H89V167H86L85 166V164L87 163V158H85V156L87 157L89 154H92L93 156L95 155V156H97V155H99L98 153H100V151H98L96 148H99L98 147V145L99 144H97L96 142H92V143H94V144H92L91 143V139L94 137L95 139H97L98 137V134H99V136H100V134H101V132H98V131H104L105 132V130H107L108 132H110L109 130H112L111 131V133L112 132H114V133H117V131L118 132H120V134L121 135H117L118 136V138H119V136L121 137V140L120 141H122L123 142V144H124V147H125V149H127V151H128V157L131 155V159L134 157V156H136V153H137V146L139 145L140 146V142H142V140H140V144H138L137 145V141L139 140L137 137L139 136V138H140V135H138L137 136V134H136V130H135V128L137 127V126H139L140 127V123L139 122H141L142 124H143V122H142V119H143V121H145L146 122V118L147 119H150V118H148L147 116H148V114H147V112L148 111H146V113H145V111L143 110V107L142 106H144V108H145V110H147L148 108H149V106L150 105H153V103H155L154 101H158L157 102V104L158 105H160L162 102V106H164V100L162 101V99H163V94H165L164 93V91H166V89H167V87H169L167 84V87H165V88H163L164 87V84H165V82H164V80L163 81H161L162 82V84H161V82H156L157 81V77L159 78V76L161 75L160 74V71H161V68L163 67H167V65H168V63L166 64V62H167V60H166V62H165V64H166V66L163 64V62L165 61V59H169V57L171 58V56H173L171 59L173 60V58H174V56H176V55H174V54H177L178 53V51L179 50H181V48L184 46H182L180 43H182V41H183V43H184V40H182V39H184L183 37H182V39L180 38H178L177 36V38H173V36H172V38L171 37H169V39H166L167 37H165V40H167L166 42H163L164 40H162V42L160 43V44H157V43H159V40H157L156 42L157 43H155L156 44V47H150L149 48V45H148V43H149V41L147 40V41H145L146 42V44H145V42H143L144 43V52L143 51H138V53H139V55L140 54H142L143 53V56H144V54H145V58L144 59H142L143 57H141V58H139L138 57V55L137 54H135V55H137V56H135L134 55V53H130V55L132 54L133 55V57L132 56H128V57H125L124 55H127V52L128 51H124V50H115V51H117V53L115 52V54L112 56L114 59H112V57H111V59L114 61V63H113V61H111L110 60V58L108 57V58H106L107 56L106 55H104L103 53L105 52H103L102 53V51L103 50H101V51H99V52H101L103 55H104V58L107 60H109V61H111V63H110V65H107V64H109L108 62L106 63V60L104 59V58H102L103 56H100L98 53H97V51H96V53H91V51H92V49L90 50V53H88V54H84V50H83V54H81L82 53V51L79 53V51H78V49H80V47H78V49L76 48V49H74V46L77 44H74V42L75 41H77L75 38L76 37H79V38H77L78 39V41L83 37V36H88V37H90V36H94L95 34H96V32H98L99 30H100V27L99 26H97V25H99L100 23V25H105L104 23H105V21L108 19V17H109V19H108V21L110 20V18L113 16V18L112 19H114L115 21H116V23H114L113 24V22L112 23H110L109 22V24L107 23V25H110V24H112V25H110L111 27H109V28H111V30L110 31H112V32H115L114 34H115V37L116 38H118L119 36H120V39L121 38H123V37H121V35H119L118 37H117V35L118 34H122V36H124V37H127V35H129V36H131L132 35V33H133V31L132 30H134V31H136V32H138V30H136V29H138V27H134L135 25H133L134 24V21H133V23H132V21H131V18L129 17V15L127 14V13H129V12H127L126 13V10H129L128 8V6H131L132 8H130V9H134V8H136V9H134L135 11L138 9V10H140V8H141V5H139V4H141V2H142V0H141V2L139 3V1L137 2V0H104V2H105V5L107 4V5H112V7L114 8H109L108 9V11H109V14H108V11H106V13H103V12H105L104 11V8L103 7H101V5H99L98 3V1L99 0H95V2L99 5H97L96 4V8H97V6H98V8L99 9H101V8H103V12H101L100 14H99V12H98V14L96 13L95 15H94V13L95 12H97V9H96V11L94 12V11H92V15H91V12H89V13H86L85 11H86V9H84L85 7L87 8V10L89 9V10H91L90 8H93V7H90V6H93V5H91V3L89 2ZM91 1H94V0H91ZM101 2H100V4L102 3V0H100ZM161 1V0H160ZM162 1H164L165 2V0H162ZM168 1V0H167ZM171 1V0H170ZM180 1V0H179ZM259 1V0H258ZM264 1V0H263ZM89 2V3H88ZM157 2H159V1H157ZM230 1H228V3H229ZM245 2V1H244ZM252 2H254V1H252ZM255 2H257V1H255ZM30 3H33V4H35L36 3V5H41L38 9L35 7V9H33V7H32V5L30 4ZM136 3H139V4H136ZM143 3V2H142ZM167 2H165V4H166ZM213 3V2H212ZM235 3V2H234ZM237 3V2H236ZM257 3H259V2H257ZM87 4H90V6H86ZM104 4V3H103ZM163 4V3H162ZM165 4L163 5V6H165ZM168 4V3H167ZM170 4H172V3H170ZM240 3H238V4H236V5H238L239 7H241L240 5H239ZM251 4V3H250ZM253 4V3H252ZM104 5V6H105ZM136 7H135V6ZM137 5H139L138 7H137ZM147 5V4H146ZM151 5V4H150ZM160 5H161V3H160ZM224 5V4H223ZM254 5H256L255 3H254ZM57 6V8H56V10H55V12L58 14H56L57 16H59V14H61V16H63V17H61V19H60V22H62V25L64 24H67L68 22L70 23V25H73L77 30H72L70 27H69V29L67 30V28H65L64 30H65V32H66V34L68 33V34H70V33H74V35L75 34H77V36L74 38V39H72L71 37V35L72 34H70V38H69V36H67L68 37V39H69V42H71V41H74L73 42V44H71L70 45V43L67 45V43L65 42V40L67 39H64V37L63 36H61V37H63L62 39H64V41L63 42H65V43H63L62 41H61V38H60V42H62V44H64V45H61V43H59L61 46V50L59 51L58 49V51L59 52H64L63 53V56H65V55H67L68 57H70V61L66 64L67 66H72V69L70 68V66H69V68L73 71L72 73V75H73V77H75L76 78V75L75 74H77V73H74V72H77L78 71V73L80 72V74L82 73L83 74V71L85 72V74H86V71H88V73L90 72V74L92 73V75L91 76H93V78L91 77V79H92V82H90V79H89V84H88V81H87V83H84L83 81V84H85V85H83V86H85V88H87L86 86H91V88L93 87V89H94V91L92 92V90L93 89H91L90 87L86 90V91H88V92H92V93H88V92H86L87 94V97H86V100H83V99H85V98H82V103L83 104H81V105H83V108L81 109V105L79 106V108H80V110H78V112L77 113H75V114H72L73 113V111H72V109H71V111H72V115L70 114V109L68 110V108H69V106L67 107V105H71V102L75 99V98H78L79 99V97H76L75 96V98H74V95H73V97H71L72 96V93H71V95H70V93L69 92H71L72 90H74V89H72L73 87H71V85L72 86H74L75 84H74V82L76 81H73L72 82V80L70 81H65V83L63 82L64 80H65V78H64V80H62V79H60V80H62V82L64 83L63 85H60V86H57L58 88L57 89H55L54 90V92H51L50 93V91H48L47 90V88H46V85L48 84V82H52L53 84H54V82L52 81L53 80V75L56 73L55 72V70L57 71V68H56V65H54L53 64V62H51V61H53V59L51 60V58H53L52 56H50L52 53H54L55 52V49H54V47L56 48V46L58 45L57 44V41L56 40H54V38L56 37H58V35H59V33L60 32H57V36H56V33H54L52 30H49L48 28V30L50 31V32H45V31H47V30H44V29H46V26H47V24L45 25V28H42V24H44V22H46V21H48L49 20V18H48V16L52 13V12H50L49 10V8H51V10L53 11V7H56ZM103 6V5H102ZM154 6V5H153ZM245 6V5H244ZM243 6V7H244ZM253 6V5H252ZM31 7H32V9H31ZM101 7V8H100ZM111 7V6H110ZM134 7V8H133ZM250 7V6H249ZM85 10L84 11V13H82L83 11V9ZM106 8V7H105ZM149 8V7H148ZM159 8V7H158ZM162 8V7H161ZM247 8V7H246ZM262 8V7H261ZM38 10L39 12L38 13H34V12H31V13H29V11L28 10H33V11H35V10ZM163 9V8H162ZM166 9H167V7H166ZM168 9H169V7H168ZM172 9V8H171ZM241 9V8H240ZM264 9V8H263ZM95 10V9H94ZM113 10V11H112ZM142 10V9H141ZM159 10H161V9H159ZM170 10V9H169ZM238 10H239V8H238ZM254 10V9H253ZM45 11V12H44ZM101 11V10H100ZM110 11H112L111 13H110ZM150 11V10H149ZM152 11V10H151ZM166 11V10H165ZM168 11V10H167ZM173 11V10H172ZM245 11V10H244ZM247 11H249V9L247 10ZM258 11H260L259 9H258ZM37 12V11H36ZM46 12H48V13H46ZM54 12V11H53ZM88 12V11H87ZM94 12V13H93ZM134 12V11H133ZM143 10L142 11H140V13H138V12H135V15L137 16V13L138 14H141L140 16L141 17H139V18H136V19H138V20H136L137 22H139L140 24H144V23H141V21L142 22H144L145 21V19H144V17L146 18L148 15H146L145 14V12H143ZM163 12V11H162ZM264 12V11H263ZM46 13V14H45ZM50 13V14H49ZM155 13H156V10H155ZM169 13V12H168ZM241 13V12H240ZM239 13V15L240 16H242L241 14ZM256 13H258V12H256ZM54 14V13H53ZM81 14H83V15H81ZM104 14V15H103ZM127 14V15H126ZM129 14H133L132 12H130ZM143 14H145L144 16H143ZM166 14V12L165 13H163L162 15L164 16ZM170 14V13H169ZM168 14V15H169ZM176 14V13H175ZM183 14V13H182ZM244 14H246L245 12H244ZM248 14H250V13H248ZM247 14V15H248ZM52 15V14H51ZM50 15V16H51ZM79 15H81V16H79ZM130 15V16H131ZM134 15V14H133ZM133 15H132V19H134V17H133ZM155 15V14H154ZM167 15V14H166ZM177 15V14H176ZM254 15V14H253ZM264 15V14H263ZM263 15H261V16H263ZM4 16V17H3ZM49 16V17H50ZM54 16V15H53ZM111 16V17H110ZM130 18V21H128V17ZM135 16V17H136ZM173 16V15H172ZM180 16V15H179ZM258 16H260V13H259V15ZM260 16V17H261ZM24 17H27L25 20H23V18ZM125 17L126 18H128V19H125ZM244 17V16H243ZM248 17V16H247ZM249 17H251V16H249ZM57 18H59V17H57ZM121 18H123V19H121ZM149 18V17H148ZM164 18V17H163ZM162 18V19H163ZM171 18V17H170ZM177 18V16H175V19ZM183 18H186V17H183ZM259 18V17H258ZM54 19V18H53ZM52 19V20H53ZM67 19H68V21H67ZM140 19V20H139ZM166 19V18H165ZM175 19H173V20H175ZM182 19V18H181ZM181 19H179V20H181ZM256 19V18H255ZM264 19V18H263ZM113 20V21H114ZM123 20H127V22L125 21H123ZM159 20V19H158ZM160 20H161V18H160ZM169 20V19H168ZM167 20V21H168ZM172 20V21H173ZM184 20H186V19H184ZM250 20V19H249ZM114 21V22H115ZM135 21V22H136ZM148 21V20H147ZM166 21V22H167ZM170 21V20H169ZM182 21V20H181ZM187 21H188V19H187ZM187 21H184L183 23L184 24H188V22ZM193 20H191V24L193 23L194 24V21L192 22ZM251 21H253V20H251ZM255 21H257V20H255ZM262 21V20H261ZM58 22V21H57ZM107 22V21H106ZM129 22V23H128ZM136 22V23H137ZM162 22V24H163V22L164 23H166L165 22V20L163 21H161ZM176 22V21H175ZM174 22V23H175ZM177 22H180V21H177ZM208 22V21H207ZM207 22H206V24H207ZM212 22V21H211ZM215 22V21H214ZM48 23V22H47ZM56 23V22H55ZM150 23V22H149ZM169 22H167V24H168ZM172 24H174L173 22H171ZM190 23H189V25H190ZM218 23V22H217ZM251 23V22H250ZM255 23V22H254ZM253 23V24H254ZM259 23V22H258ZM262 23H264V21L262 22ZM50 24H52V22L50 23L49 22V25ZM138 24V23H137ZM139 24V25H140ZM155 24V23H154ZM206 24H204L203 25V27L206 25ZM214 24V23H213ZM53 25H55V24H53ZM57 25V24H56ZM132 25V26H131ZM156 25V24H155ZM161 25V24H160ZM194 25H196V24H194ZM194 25H191V26H194ZM198 25H199V23H198ZM218 25H220L219 23H218ZM256 25V24H255ZM259 25V24H258ZM60 26V25H59ZM143 26V25H142ZM149 26V25H148ZM188 26V25H187ZM200 26V25H199ZM206 26H208V25H206ZM215 25H213L212 27H214ZM216 26H217V24H216ZM52 27V26H51ZM56 27V26H55ZM74 27H73V29H74ZM106 27H108V26H106ZM105 26L103 27L104 29L106 28ZM132 27H134V28H132ZM144 27V26H143ZM166 27V26H165ZM173 27H174V25H173ZM219 27V26H218ZM53 28H54V26H53ZM103 28H101V30H103ZM163 28V27H162ZM168 28V27H167ZM171 28V27H170ZM193 28V27H192ZM202 27H200L199 29H201ZM205 28V27H204ZM203 28V29H204ZM52 29V28H51ZM57 29V28H56ZM140 29V28H139ZM152 29V28H151ZM166 29V28H165ZM175 29V28H174ZM196 29V28H195ZM210 29V28H209ZM259 29V28H258ZM71 30H72V32H71ZM107 30H109V29H107ZM141 30H142V28H141ZM202 30V29H201ZM61 31H62V29H61ZM87 32V33H85L84 35H83V33L84 32ZM106 31V30H105ZM128 31H129V33H128ZM131 31V32H130ZM152 31V30H151ZM155 31V30H154ZM161 31V30H160ZM193 31V30H192ZM195 31V30H194ZM200 31V30H199ZM211 31V30H210ZM217 31V30H216ZM262 31V30H261ZM264 31V30H263ZM81 32H83V33H81ZM100 32V33H99ZM98 33H99V35L100 34H102L104 31H99ZM135 32V33H136ZM139 32H140V30H139ZM162 32V31H161ZM176 32V31H175ZM174 32V33H175ZM191 32V31H190ZM207 32V31H206ZM212 32H214V31H212ZM97 33V34H98ZM110 33V32H109ZM135 33H134V35H135ZM149 33V32H148ZM165 33V32H164ZM193 33V32H192ZM196 33V32H195ZM215 33V32H214ZM62 34H64V31H62ZM111 35H112V33H110ZM113 34V35H114ZM125 34H126V36H125ZM139 33H137V35H138ZM166 34V33H165ZM188 34V33H187ZM198 34V33H197ZM196 34V35H197ZM61 35V34H60ZM103 35H104V33H103ZM111 35H109V36H111ZM143 35V34H142ZM192 35V34H191ZM199 35V34H198ZM205 35H206V33H205ZM208 35V34H207ZM262 35H264V33L262 34ZM85 36V37H86ZM96 36V35H95ZM106 36V35H105ZM127 37V39H129L130 40V37ZM170 36V35H169ZM194 36V35H193ZM203 36H204V34H203ZM209 36V35H208ZM223 36H224V34H223ZM60 37V36H59ZM58 37V38H59ZM81 37V38H80ZM99 37V36H98ZM101 37V36H100ZM99 37V39H101ZM136 37V36H135ZM145 37V36H144ZM146 37H148V36H146ZM163 37H164V35H163ZM181 37V36H180ZM184 37H186V35H184ZM205 37V36H204ZM209 37H211V36H209ZM28 38V39H27ZM30 38L31 39H35V38H37V39H35L36 40V43L34 44V43H32L33 45L30 47L31 49H27V47L25 46V42H27L28 43V40H29V42H30ZM55 38V39H56ZM57 38V40H59ZM92 38V37H91ZM94 38V37H93ZM112 38V37H111ZM110 38V39H111ZM116 38H114V39H116ZM132 38V37H131ZM137 38V37H136ZM151 38V37H150ZM156 38V37H155ZM199 38V37H198ZM197 38V39H198ZM212 38V37H211ZM33 39V40H34ZM67 39V40H68ZM88 39H90V38H88ZM123 39H126V38H123ZM138 39V38H137ZM143 39V38H142ZM152 39V38H151ZM164 39V38H163ZM186 39H188V38H186ZM202 39V38H201ZM222 39H223V37H222ZM66 40V41H67ZM71 40V41H70ZM103 40H104V38H103ZM107 40V39H106ZM180 40H181V42H180ZM215 40V39H214ZM100 41V40H99ZM113 41V40H112ZM118 41V40H117ZM120 41V40H119ZM122 41V40H121ZM127 41V40H126ZM211 41H213V40H211ZM33 42V41H32ZM68 42V41H67ZM83 42V41H82ZM81 42V43H82ZM97 42V41H96ZM103 42H105V41H103ZM108 42V41H107ZM110 42V41H109ZM128 42V41H127ZM148 42V43H147ZM153 42V41H152ZM191 42V41H190ZM23 43V44H22ZM89 43V42H88ZM94 43V42H93ZM118 43V42H117ZM116 43V44H117ZM125 43V42H124ZM129 43V42H128ZM134 43H135V40H134ZM29 44V43H28ZM98 44V43H97ZM104 43H102V45H103ZM107 44V43H106ZM115 44V43H114ZM122 44V43H121ZM139 45H140V43H138ZM162 44V45H161ZM212 44V43H211ZM101 45V46H102ZM105 45V44H104ZM125 45V44H124ZM128 45V44H127ZM139 45H138V47H139ZM143 45V44H142ZM150 45H151V43H150ZM59 46V45H58ZM79 46V45H78ZM94 46H95V44H94ZM108 46H110V45H108ZM122 46V45H121ZM141 46V45H140ZM152 46H155L154 44L152 45ZM157 46H159V48L157 47ZM161 46V47H160ZM182 46V47H181ZM219 47L221 46V45H218ZM227 46H229V45H227ZM245 46V45H244ZM59 47V48H60ZM76 47V46H75ZM85 47V46H84ZM84 47H82V45H81V48H83L84 49ZM91 47H93V45L91 46ZM100 47V46H99ZM98 47V48H99ZM105 47V46H104ZM125 47H127V46H125ZM137 47V48H138ZM243 47V46H242ZM58 48V47H57ZM101 48H103V46L101 47ZM100 48V49H101ZM120 48V47H119ZM122 48V47H121ZM131 48V47H130ZM142 48V47H141ZM142 48V49H143ZM151 48H153L154 49V52H150V49ZM198 48V47H197ZM216 49H217V47H215ZM222 48H223V46H222ZM225 48V47H224ZM49 49H50V52H51V50L53 51L52 53H48V51H49ZM88 49V48H87ZM139 49V48H138ZM207 49H208V47H207ZM242 49V48H241ZM86 50V49H85ZM105 50V49H104ZM112 50V49H111ZM133 50V46H132V49H131V52H133L132 51ZM152 50V49H151ZM201 50H202V48H201ZM225 50V49H224ZM223 50V51H224ZM88 51V50H87ZM124 51V52H123ZM177 51V52H176ZM199 51V50H198ZM222 50H221V52H223ZM24 52H26V53H28L29 54V56L27 55V57L30 59V62L31 63H29L28 61H27V63L29 64H26V65H28V66H25V69L22 67V70H20L21 69V65H23L24 63V61L22 62L23 64H20V66L18 65V66H16L17 64H15L16 62V60L18 59L17 58V56L19 55H25L24 54ZM58 52V53H59ZM94 52H95V50H94ZM125 52H126V54H125ZM181 52H182V50H181ZM181 52H179V53H181ZM202 52V51H201ZM244 52V51H243ZM113 53H114V51H113ZM113 53H110V54H113ZM135 53H137L136 52V50H135ZM203 53V52H202ZM228 53V52H227ZM48 54H50V55H48ZM150 54H153V55H151L150 56ZM232 54V53H231ZM249 54V53H248ZM25 55V56H26ZM53 55V54H52ZM55 56V58H56V52H55V54H54ZM59 55H60V53H59ZM59 55H57L59 58L61 57V56H59ZM109 55V54H108ZM128 55H129V53H128ZM178 55V54H177ZM223 55H224V53H223ZM222 55V56H223ZM250 55V54H249ZM252 55V54H251ZM46 56H47V59H46ZM66 56V57H67ZM106 56V57H105ZM109 56H111V55H109ZM123 56H124V58H123ZM140 56H142V55H140ZM179 56V55H178ZM180 56H181V54H180ZM225 56H227V55H225ZM229 56V55H228ZM245 56H247V55H245ZM255 56V55H254ZM48 57H51V58H49L48 59ZM116 57V58H115ZM135 57V58H134ZM177 57V56H176ZM230 57L232 58V55H230ZM242 57H244V55L242 56ZM17 58V59H16ZM22 58V57H21ZM58 58V59H59ZM137 58V59H136ZM185 58V57H184ZM209 58V57H208ZM214 58H216V56L214 57ZM213 58V59H214ZM222 58H224V57H222ZM226 58V57H225ZM228 58V57H227ZM226 58V59H227ZM247 58V57H246ZM251 58V57H250ZM258 58H260V57H258ZM13 59V60H12ZM14 59H16V60H14ZM140 59H142V60H140ZM171 59H169V60H171ZM176 59V58H175ZM212 59V60H213ZM218 59H220V58H218ZM217 59V60H218ZM253 59V58H252ZM24 60H26V58L24 59ZM28 60V59H27ZM57 60V59H56ZM103 60H105V61H103ZM107 60V61H108ZM139 60V62H137ZM171 60V63L173 64V61ZM177 60V59H176ZM176 60H174L175 62H176ZM206 60H207V57H206ZM210 60V59H209ZM208 60V61H209ZM216 60V61H217ZM221 60V59H220ZM225 60V59H224ZM229 60V59H228ZM11 61H14L13 63L11 62ZM54 61H55V59H54ZM140 61H142L143 63H144V66L141 68L140 67V69H137L139 66H138V64H140ZM214 61V60H213ZM219 61V60H218ZM231 61H233V59H231ZM235 61V60H234ZM233 61V62H234ZM237 61V60H236ZM17 62H18V60H17ZM58 62V61H57ZM60 62V61H59ZM58 62V63H59ZM62 62V61H61ZM137 62V63H136ZM141 62V63H142ZM168 62H170V61H168ZM196 62V61H195ZM203 62V61H202ZM211 62V61H210ZM230 62V60L228 61V63ZM249 62H251V61H249ZM9 63L11 64L10 66H9ZM105 63H106V65H105ZM136 63V64H135ZM143 63H142V65H143ZM198 63V62H197ZM220 63L221 62H219V63H217V65L218 66H220ZM231 63V62H230ZM235 63V62H234ZM239 63V62H238ZM254 63V62H253ZM15 64V65H14ZM18 64H19V62H18ZM64 64V63H63ZM170 64V63H169ZM211 64V63H210ZM209 64V65H210ZM213 64V63H212ZM223 64H225V65H227L226 64V61H225V63H222V66H223ZM174 65L176 66V64L174 63ZM195 65V64H194ZM229 65V64H228ZM239 65V64H238ZM251 65L253 66V64H252V62H251ZM16 66V67H15ZM59 66V65H58ZM109 66V67H108ZM137 67L136 68V70L134 69V67ZM191 66H192V63H191ZM211 67L212 66H215V64L214 65H210ZM217 66V67H218ZM230 66V65H229ZM52 67V68H51ZM178 67V66H177ZM177 67H176V69H175V71L174 70H171V69H169V68H164V69H162V71H163V73L164 72H169L170 74H173L174 72H179L180 70V68L177 70ZM190 67V66H189ZM226 67V66H225ZM231 67V66H230ZM235 67H236V65H235ZM240 67V66H239ZM241 67H243V65L241 66ZM59 68V67H58ZM68 68V67H67ZM69 68H68V71L67 72H69L70 70H69ZM159 69V73H158V71H154V70H157V69ZM212 68H214V67H212ZM238 68V67H237ZM244 68V67H243ZM253 68V67H252ZM257 68V67H256ZM24 69V70H23ZM65 69H66V66H65ZM75 69V70H74ZM148 69H153L151 72H149L148 71ZM173 69H174V67H173ZM77 70V71H76ZM197 70H198V68H197ZM211 70V69H210ZM224 70V69H223ZM228 70V69H227ZM226 70V71H227ZM59 71H61V70H58V72ZM63 71H64V69H63ZM62 71V72H63ZM66 71V70H65ZM64 71V72H65ZM161 71V72H162ZM182 71V70H181ZM184 71V70H183ZM214 71V70H213ZM63 72V73H64ZM215 72V74H216V72L217 71H214ZM63 73H61V74H63ZM155 73L157 74L156 75V81H155V79H154V77H155ZM181 73V72H180ZM209 73H211L212 74V72L210 71ZM220 73V72H219ZM218 73V74H219ZM226 73V72H225ZM233 73V72H232ZM60 74V73H59ZM59 74L57 75V76H59ZM65 74V73H64ZM63 74V75H64ZM79 74V75H80ZM123 74H125V75H127L128 77L131 75L133 78V81H132V83H135V84H133V86L132 87H130V85H132V84H129V83H127L129 86H127L126 84H125V86L128 88V87H130V88H126L127 90L126 91H124L125 89L123 88V87H125L124 86V83H123V81H121L120 82V80H119V77H122L121 75H123ZM128 74H130V75H128ZM134 74V75H133ZM160 74V75H159ZM187 74H189V73H187ZM263 75H264V73H262ZM70 75V74H69ZM71 75V76H72ZM75 75V76H74ZM119 75V76H118ZM124 75V76H125ZM159 75V76H158ZM167 75V74H166ZM178 75V74H177ZM182 75V74H181ZM185 75V74H184ZM224 75V74H223ZM245 75V74H244ZM258 75V74H257ZM260 75V74H259ZM35 76V77H34ZM55 76V75H54ZM82 76V75H81ZM80 76V77H81ZM169 76V75H168ZM220 76V75H219ZM236 76V75H235ZM243 76V75H242ZM241 76V77H242ZM246 76V75H245ZM68 77V76H67ZM169 77H171V75L169 76ZM213 77H215V76H213ZM244 77V76H243ZM242 77V78H243ZM255 77H257V78H259L258 76H255ZM261 77V76H260ZM57 78V77H56ZM61 78H63L62 76H61ZM71 78V77H70ZM82 78H84V76L82 77ZM215 78H217V76L215 77ZM219 78V77H218ZM224 78V77H223ZM226 78V77H225ZM245 78V77H244ZM247 78V77H246ZM77 79V78H76ZM85 79V78H84ZM126 79V78H125ZM214 79V78H213ZM229 80H231L230 78H228ZM58 80V79H57ZM78 80V79H77ZM86 80H88V79H86ZM198 80V79H197ZM226 80V79H225ZM254 80V79H253ZM260 80V79H259ZM125 81V80H124ZM128 82L130 81V80H127ZM158 81H159V79H158ZM215 81V80H214ZM213 81V82H214ZM219 81V80H218ZM218 81H216L217 82V84H219L218 83ZM252 81V80H251ZM45 82H47L46 83V85H45ZM56 82V81H55ZM71 82H72V84H71ZM80 82V81H79ZM163 82H164V84H163ZM174 82V81H173ZM188 82V81H187ZM222 82V81H221ZM237 82V81H236ZM242 82H243V80H242ZM255 82H258V80L256 81V79H255ZM57 83L59 84V81H57ZM77 83V82H76ZM123 83V84H122ZM131 83V82H130ZM160 83V84H159ZM189 83V82H188ZM225 83V82H224ZM239 83H240V80H239ZM244 83V82H243ZM251 83V82H250ZM56 84V83H55ZM213 84V83H212ZM234 84H237V83H234ZM252 84V83H251ZM80 85V84H79ZM122 85V86H121ZM135 85V86H134ZM189 85V84H188ZM232 85V87L234 86L233 85V83L231 84ZM230 85V86H231ZM240 85V84H239ZM244 85H246V83H244ZM205 86V85H204ZM224 86V84H221V87H223ZM226 86V85H225ZM236 86V85H235ZM247 86V85H246ZM245 86V87H246ZM48 87V86H47ZM52 87V86H51ZM78 87V86H77ZM82 86H80V88H81ZM122 87V88H121ZM237 87V86H236ZM49 88V87H48ZM70 88V89H69ZM76 88V87H75ZM137 90H136V89ZM174 88V87H173ZM230 88V87H229ZM229 88H228V90H229ZM239 88V87H238ZM69 89V91H67ZM89 89H91V90H89ZM129 89H130V93H129ZM165 89V90H164ZM169 89V88H168ZM221 89V88H220ZM233 91H235V87H233ZM50 90V89H49ZM71 90V91H70ZM136 90V92H133V93H131V91H135ZM246 90V89H245ZM248 90V89H247ZM232 91V90H231ZM69 93V95L70 96H68L67 94ZM73 92V91H72ZM75 92H76V90H75ZM82 92V91H81ZM176 92V91H175ZM221 92H222V90H221ZM224 92H225V90H224ZM240 92H242V91H240ZM66 95H65V94ZM85 93V92H84ZM97 94V95H95V94ZM127 93V94H126ZM223 93V92H222ZM229 93H231V92H229ZM77 94V93H76ZM89 94V95H88ZM232 94V93H231ZM241 94V93H240ZM81 95V94H80ZM128 96L129 95V97H131L129 100L128 99H125L124 101H122V99L124 98V96ZM228 95V94H227ZM230 95V94H229ZM233 95V94H232ZM125 96V97H126ZM223 96V95H222ZM247 96V95H246ZM69 97H71V98H73L72 100L71 99H69ZM85 97V96H84ZM173 97V96H172ZM180 97V96H179ZM178 97V98H179ZM244 97V96H243ZM128 98V97H127ZM165 98V97H164ZM177 98V97H176ZM228 98H229V96H228ZM240 98H242V95L240 96ZM78 99H75L76 101L78 100ZM168 99H169V97H168ZM167 99V100H168ZM182 99V98H181ZM244 99V98H243ZM176 101L175 102H177V99H175ZM239 100V99H238ZM67 101H70V102H68L69 104H67ZM79 101V100H78ZM77 101V103H80L81 101H79L78 102ZM125 101H127L128 103H126ZM132 101V102H131ZM159 101H161V102H159ZM166 101V100H165ZM172 101V100H171ZM74 102V101H73ZM73 102H72V104H73ZM123 102V103H122ZM130 102V103H129ZM153 102V103H152ZM211 102V101H210ZM241 102H242V100H241ZM77 103H74V104H77ZM160 103V104H159ZM174 103V102H173ZM178 103H180V102H178ZM67 104V105H66ZM127 104H130V105H128V106H126ZM147 104H150V105H147ZM157 104H155L156 106H157ZM148 106V108L146 109V107L145 106ZM154 105V106H155ZM177 105V104H176ZM179 105H181V104H179ZM198 105V104H197ZM73 107L75 106V105H72ZM154 106H152L153 107V109L156 107H154ZM205 106V105H204ZM72 107V108H73ZM160 108H161V106H159ZM168 107V106H167ZM71 108V107H70ZM163 108V107H162ZM165 108V107H164ZM176 108H178V107H176ZM183 107L181 106V109H182ZM62 109V110H61ZM74 109V108H73ZM77 109H78V107H77ZM151 109V107L149 108V110ZM152 109V110H153ZM158 109V112L159 113H165V112H162V109L159 111V108H157ZM157 109H154V111H155V113L157 112ZM167 109V108H166ZM171 109V108H170ZM173 109V108H172ZM208 109V108H207ZM206 108H205V111L207 110ZM66 110V111H65ZM176 110V109H175ZM64 111V112H63ZM69 111V112H68ZM76 111V110H75ZM74 111V112H75ZM194 111V110H193ZM197 111H199V110H197ZM205 111H202V113L204 114V112ZM143 112V113H142ZM152 112V111H151ZM157 112V113H158ZM177 112V111H176ZM182 112V111H181ZM201 112V110L199 111V113ZM208 112H209V114H208ZM210 112H212V111H207V113H205V114H208V116L209 115H213V113L211 114ZM68 113H69V115H68ZM142 113V114H141ZM154 113V114H155ZM197 113V112H196ZM201 113V114H202ZM215 113V112H214ZM145 114H147V116L145 117ZM152 114V113H151ZM160 114V115H161ZM168 114V116H169V113L167 112L166 113V115ZM184 114V113H183ZM188 114V113H187ZM193 114V113H192ZM200 114V115H201ZM75 116V121H72V123H71V121L70 122H68L67 123V118L66 117H71V119H73V117ZM172 115V114H171ZM171 115L169 116V117H171ZM195 115V114H194ZM199 114L197 113L196 114V116H198ZM58 116H59V119L56 121H54L57 125H53V122H52V120H54V117H57L58 118ZM73 116V117H72ZM173 116H175V115H173ZM172 116V117H173ZM186 116V115H185ZM202 116H204V115H202ZM201 116V117H202ZM66 119H65V118ZM145 117V118H144ZM155 117H157V116H155ZM171 117V118H172ZM176 117V116H175ZM179 117H182L181 115L179 116ZM198 117H200V116H198ZM198 117H196V118H198ZM205 117V116H204ZM162 118V117H161ZM70 119V118H69ZM145 119V120H144ZM155 119V118H154ZM153 119V120H154ZM157 119V118H156ZM174 119V118H173ZM195 119V118H194ZM164 120V119H163ZM211 120H212V118H211ZM148 121V120H147ZM155 121V120H154ZM169 121H172V120H169ZM174 121H175V119H174ZM173 121V122H174ZM51 122H52V124H51ZM65 122V123H64ZM158 123H159V120L157 121ZM162 122V121H161ZM160 122V123H161ZM191 122V121H190ZM212 122V121H211ZM135 123H136V125H135ZM154 123V122H153ZM159 123V124H160ZM167 123H169V122H167ZM191 123H193V122H191ZM58 124H59V126H58ZM147 124V123H146ZM150 124V123H149ZM148 124V125H149ZM164 124V123H163ZM218 124V123H217ZM60 125H61V127H60ZM156 124L154 123V126H155ZM171 125V124H170ZM219 125V124H218ZM144 126V125H143ZM151 126V125H150ZM153 126V125H152ZM151 126V127H152ZM158 126V125H157ZM215 126V125H214ZM57 127H58V129H57ZM60 127V128H59ZM139 127H137V129L139 128ZM166 127V126H165ZM192 127V126H191ZM216 127H217V125H216ZM216 127H214V129L216 128ZM219 127V126H218ZM142 128V127H141ZM140 128V129H141ZM154 128V127H153ZM155 128H157V127H155ZM161 128V127H160ZM160 128H158V130L157 131H159V129ZM174 128V127H173ZM172 128V129H173ZM180 128V127H179ZM193 128V127H192ZM191 128V129H192ZM57 129V130H56ZM165 128H161V130H163V132L165 131L164 130ZM200 129V128H199ZM217 129V128H216ZM215 129V130H216ZM218 129H220V128H218ZM143 130V129H142ZM185 130V129H184ZM183 130V131H184ZM188 130V129H187ZM214 130V134L216 135V131ZM140 131V130H139ZM147 131V130H146ZM168 130H167V128H166V132H167ZM198 131V130H197ZM196 131V132H197ZM219 131V130H218ZM217 131V134L218 135H220V132H218ZM66 132V133H65ZM70 133L71 135H69L71 138H69V136H66L68 133ZM98 132V133H97ZM122 132V133H121ZM137 132H138V130H137ZM156 132V131H155ZM162 132V131H161ZM174 132V131H173ZM188 132V131H187ZM195 132V131H194ZM199 132V131H198ZM94 133H96V134H94ZM103 133V132H102ZM106 133V132H105ZM110 133V134H111ZM139 133V132H138ZM141 133V132H140ZM160 133V132H159ZM165 133V132H164ZM177 133V132H176ZM204 133V132H203ZM213 133V132H212ZM117 134H119V133H117ZM142 134V133H141ZM147 134V133H146ZM169 134V133H168ZM168 134H167V136H168ZM178 134V133H177ZM188 134V133H187ZM200 134V133H199ZM198 134V135H199ZM235 134V133H234ZM234 134H233V136H234ZM91 135L93 136V137H91ZM95 135H97V136H95ZM102 135V134H101ZM160 135V134H159ZM161 135H163V134H161ZM180 135V134H179ZM186 135V134H185ZM185 135H184V137L183 138H180L181 139V141H182V139H184L185 138ZM204 135V134H203ZM215 135H211L210 137L212 138V140H210L211 138L209 137V140H210V142L211 141H213V140H215V139H218L221 143V146L223 145L222 143H223V141H221L219 138H216V136ZM217 135V136H218ZM236 135V134H235ZM90 136V137H89ZM158 136V135H157ZM172 135H170V137H171ZM188 136V135H187ZM201 136V135H200ZM199 136V137H200ZM214 136H215V139H214ZM233 136L231 137L230 136V139H232L233 138ZM66 137V138H65ZM68 137V138H67ZM89 137V139L87 140L86 138H88ZM102 137H103V139H104V136L102 135ZM102 137L100 136V139H101V142H102ZM176 137H177V135H176ZM206 137V136H205ZM93 138V139H94ZM107 138V137H106ZM160 138H162V137H160ZM168 138V137H167ZM174 138V137H173ZM178 138H179V136H178ZM64 139H65V141H66V139H68L69 141H64ZM92 139V140H93ZM99 139V138H98ZM98 139L96 140V141H98ZM171 139V138H170ZM176 140H173L174 141V146H175V141H177V138H175ZM179 139V140H180ZM188 139V138H187ZM190 139V138H189ZM29 140V141H28ZM55 140H56V143H55ZM64 141L66 144H69V143H71V144H69L70 145V147L69 148H71L70 150H68L67 149V151H66V149H65V151L66 152H64V155H60L59 156V154H58V158L57 157H55V161L57 162H54V163H56V166H54L53 164H49L50 166L52 165L53 167V171H55V170H60V171H58V172H56L55 171V173L57 174L58 173V175H61V176H57V178H54V179H49V180H47V181H45L44 179V177L45 176H43L42 174H40V173H42V172H40V168L42 169V167L44 168V166L45 165H43V163L41 162L40 163V160L41 159H43L44 157V155H46L47 156V154H49V151L51 150V152L53 153V150H52V146H53V144L55 145V144H57L56 145V147L58 146V147H61L62 146V143L61 142H59V141ZM70 140H71V142H70ZM109 140V139H108ZM118 140V139H117ZM143 140L145 141V139L143 138ZM149 140H150V138H149ZM153 140V139H152ZM165 140H166V138H165ZM185 140V139H184ZM196 140V139H195ZM203 140H205V139H202V141ZM218 140H216V141H218ZM100 141V140H99ZM107 141V140H106ZM148 141V140H147ZM157 141V140H156ZM189 141V140H188ZM187 140H186V142H188ZM69 142V143H68ZM121 142V143H122ZM152 142V141H151ZM159 142H160V140H159ZM161 142H163V140H161ZM191 142V141H190ZM195 142V141H194ZM200 142V141H199ZM198 142V143H199ZM209 142V144H211ZM59 143H61V144H59ZM65 143H63L64 144V148H65ZM91 143V144H90ZM108 143V142H107ZM112 143V142H111ZM115 143V142H114ZM113 143V144H114ZM157 143V142H156ZM164 143V142H163ZM162 143V144H163ZM173 143V142H172ZM178 143V142H177ZM196 143H197V140H196ZM204 143V145H205V147H206V144H208V140L206 139V142H203ZM203 143H200V144H197V146H193L194 144L193 143H190V145L192 144V146L197 150H194L193 151V147H189V149L191 150V148H192V150H191V153L192 154H189V156L187 155L188 153H189V149H188V153H183V152H179V150H177L178 152H179V154L181 153L182 155L184 154L186 157H189V161H190V159L192 160H194L195 159V161L198 159L199 160V155L201 156L204 152H206V153H209L208 152V148L207 149H205L204 150V145H202ZM206 143V144H205ZM216 143V142H215ZM239 143V142H238ZM59 144V145H58ZM97 144V146H94V147H96L95 148V150L94 151H91V149L93 148L92 146L93 145H96ZM168 143H166V145H167ZM170 144V143H169ZM184 144H185V142H184ZM208 144V145H209ZM61 145V146H60ZM102 145V144H101ZM119 145H121V144H119ZM118 145V146H119ZM171 146H173L172 144H170ZM169 145V146H170ZM177 145V144H176ZM181 145V144H180ZM189 145V146H190ZM211 145H213L212 146V148L213 147H215V145H216V147H217V144H211ZM242 145V144H241ZM67 146H66V148H67ZM112 146V145H111ZM155 146V145H154ZM165 146V145H164ZM178 146V145H177ZM188 146V145H187ZM210 146V145H209ZM250 146V145H249ZM53 147H55V146H53ZM55 147V148H56ZM102 147H103V145H102ZM141 147V146H140ZM148 147V146H147ZM160 147V146H159ZM168 147V146H167ZM182 147V146H181ZM198 147V148H197ZM211 147V146H210ZM219 147V146H218ZM222 147H225L224 145L222 146ZM240 147V146H239ZM243 147H244V145H243ZM54 148V149H55ZM63 147H61V149H62ZM101 148V147H100ZM106 148V147H105ZM115 148V147H114ZM121 148V147H120ZM123 148V147H122ZM150 148V147H149ZM172 148V147H171ZM187 147H182V149H180L181 151L184 149V151H186L187 152V150H185ZM220 148V147H219ZM249 148V147H248ZM247 148V149H248ZM60 148H57V151L59 150ZM60 149V150H61ZM103 149V148H102ZM138 149H140V148H138ZM141 149H142V147H141ZM145 149V148H144ZM143 149V150H144ZM157 149V148H156ZM156 149H154V150H156ZM162 149H165V147H163V148H161V150ZM170 149V148H169ZM178 149H179V147H178ZM240 149H242V150H244L243 148H241L240 147ZM251 149V148H250ZM250 149L249 150H247V151H250ZM100 150V149H99ZM151 150V149H150ZM149 150V151H150ZM152 150H153V148H152ZM152 150L150 151V153L152 152ZM159 150H160V148H159ZM207 150V151H206ZM209 150H211V148H209ZM213 150V152H214V148L212 149ZM211 150V151H212ZM223 150H224V148H223ZM252 150V149H251ZM56 151V149L54 150V152ZM96 151V152H95ZM105 151V150H104ZM138 151H141V150H138ZM172 151V150H171ZM174 151L175 152H177L176 151V147L174 148ZM210 151V152H211ZM216 151H217V149H216ZM215 151V152H216ZM59 152V151H58ZM63 152V151H62ZM94 152H95V154H94ZM102 152V151H101ZM112 152H114V151H112ZM111 152V153H112ZM119 152V151H118ZM122 152V151H121ZM161 152V151H160ZM174 152V154H176ZM194 152V153H193ZM244 152H246V150H244ZM139 153V152H138ZM144 153H146V154H144ZM143 154L145 155L144 157H143V160L145 159H147L148 161H150L151 159L149 158L148 159V156H149V154H148V151H146V152H144ZM152 153H154V152H152ZM206 153H205V155H206ZM217 153H218V151H217ZM246 153H248V152H246ZM251 154H253L252 152H250ZM56 154V153H55ZM61 154V153H60ZM63 154V153H62ZM66 154V155H65ZM87 154V155H86ZM106 154V153H105ZM105 154H103L104 156H105ZM113 154V153H112ZM116 153L114 152V155H115ZM141 154V153H140ZM142 154V155H143ZM148 154V156H146ZM156 154V153H155ZM160 154V153H159ZM164 154V153H163ZM172 154V153H171ZM210 154V153H209ZM216 154V153H215ZM213 155V154H211V157H212V160L213 159H216L217 157H216V155ZM240 154V153H239ZM250 154V155H251ZM100 155H101V158H102V154L100 153ZM108 155V156H107ZM107 155H106V157H105V166H106V169H108L109 168V170H107V172L108 171H110V172H112V170H113V166H114V168H115V165H113V163H112V160L110 161V159H112V158H110V159H108V157H109V154L107 153ZM111 155V154H110ZM154 155V154H153ZM183 155V156H184ZM213 155V156H212ZM243 154H241V156H242ZM248 155H249V153H248ZM249 155V156H250ZM255 155V154H254ZM54 156H56V155H54ZM53 156V157H54ZM62 156V157H61ZM64 156V157H63ZM93 156H90V157H93ZM125 156V155H124ZM133 156V157H132ZM151 157H152V155H150ZM166 156V155H165ZM173 156V155H172ZM171 156V157H172ZM174 156H176V155H174ZM184 156V157H185ZM207 156L209 157V155L207 154ZM218 156V155H217ZM115 157V156H114ZM117 157V156H116ZM142 157V156H141ZM160 157H161V155H160ZM164 157V156H163ZM162 157V158H163ZM169 157V156H168ZM181 157V156H180ZM202 157H204V156H202ZM211 157H209V158H211ZM215 157V158H214ZM251 157H252V155H251ZM46 158V157H45ZM85 158V159H84ZM98 159V156L97 157H94V161L96 162V160L95 159ZM100 158V159H101ZM254 158V157H253ZM258 158V157H257ZM47 159V158H46ZM52 159V158H51ZM54 159V158H53ZM91 159V158H90ZM89 159V160H90ZM104 159V158H103ZM114 159V158H113ZM156 159V158H155ZM154 159V160H155ZM174 159H175V157H174ZM183 159V158H182ZM187 159V158H186ZM201 159V158H200ZM218 159V158H217ZM216 159V160H217ZM251 159V158H250ZM48 160V159H47ZM50 160V159H49ZM48 160V161H49ZM86 160V161H85ZM99 160V159H98ZM102 160V159H101ZM117 160H118V158H117ZM125 160V159H124ZM142 160V159H141ZM141 161V162H143V163H141L142 165L144 164V161ZM168 160V159H167ZM188 160V159H187ZM197 160V161H198ZM210 160V159H209ZM216 160H213V163H215L216 162ZM114 161H116V160H114ZM113 161V162H114ZM148 161L146 162L147 164L145 165H140V163H139V160H138V163H139V165L140 166H142V168H144V169H142V170H140V171H142V173L141 174H138V173H136V175L134 176H130V177H128V181H125L126 179H124V181L126 182H124L125 184H124V186H125V188H127V189H125L126 191V195H127V197L128 198H132V201H133V197H135V195L137 194L138 195V198H139V196H142L141 194L144 192L143 191V189H144V187L146 186V185H148L147 184V182L149 183V181H147V180H151V178L149 179V177H148V174L149 175H152L153 173H152V171H150V170H152V169H149L150 167H148L149 165H148ZM180 161V160H179ZM202 161V160H201ZM204 161V160H203ZM215 161V162H214ZM218 161H219V159H218ZM217 161V162H218ZM51 162L53 163V161L51 160ZM50 162V163H51ZM83 162H86V163H84L83 164ZM95 162H93V163H95ZM99 162V161H98ZM116 162H118V161H116ZM127 162V161H126ZM152 163H153V161H151ZM150 162V164L152 165V163ZM183 162H184V160H183ZM186 162V161H185ZM209 162H212V161H209ZM254 162V161H253ZM46 163H48V162H46ZM90 163H91V160H90V162H88V165L87 166H89L90 165ZM92 163V164H93ZM108 163V164H107ZM161 163V162H160ZM170 163V162H169ZM198 163H200V161L198 162ZM197 163V164H198ZM204 163V162H203ZM212 163V165H214ZM97 164L98 163H96V168L98 167L97 166ZM102 164V163H101ZM107 164V165H106ZM186 164V163H185ZM192 164V163H191ZM194 164H196V163H194ZM41 165H43L42 167H41ZM46 165H48V164H46ZM94 165V164H93ZM103 165V164H102ZM113 165V166H112ZM118 165V164H117ZM116 165V169H114V170H117L118 168V166ZM122 165V164H121ZM120 165V166H121ZM135 165V164H134ZM138 165V164H137ZM168 165V164H167ZM176 165V164H175ZM188 165H189V163H188ZM198 165H200V164H198ZM218 165V164H217ZM232 165V164H231ZM50 166H48V167H50ZM100 166V165H99ZM104 166V165H103ZM109 166V167H108ZM111 166V167H110ZM136 166V165H135ZM135 166H134V168H135ZM148 168H147V167ZM153 166V165H152ZM170 166H172V164L170 165ZM182 166V165H181ZM192 166V165H191ZM202 166V165H201ZM209 166V165H208ZM219 166V165H218ZM218 166H216V167H218ZM108 167V168H107ZM154 167V166H153ZM162 167V166H161ZM184 167V166H183ZM195 167V166H194ZM197 167V166H196ZM202 167H204V166H202ZM214 167V166H213ZM213 167L211 168V166H210V168L211 169H213ZM18 168H22V170L21 169H18ZM38 168H39V170H38ZM52 168H51V170H52ZM66 168H68V170L66 169ZM101 168H102V166H101ZM120 168V167H119ZM133 168V167H132ZM158 168H160V167H158ZM174 168V167H173ZM176 168V167H175ZM180 168V167H179ZM179 168H178V170H179ZM193 168V167H192ZM192 168L191 169H189L188 170V172H187V174L189 175V177H190V179L188 178V177H186V178H188L189 180V182H190V184L188 183V185H189V187H185L183 184H182V182H180V184L182 185V189H183V187H185V191H184V193L187 195V193L186 192H188L189 191V189H192L193 191H195L194 189L195 188H191V187H193L194 186V184L196 185V184H198L199 182H197V181H195V180H193V175H194V173H191V172H194L193 170H192ZM208 169H209V167H207ZM220 168V167H219ZM230 168V167H229ZM19 170V172H21L22 173V171H25V173H31L30 175L29 174H25L24 176L21 174L20 175V173L19 172H17L18 170ZM48 169V168H47ZM91 169V170H90ZM123 169V168H122ZM157 169V168H156ZM188 169V168H187ZM218 169V168H217ZM228 169V168H227ZM4 170L5 171H0V172H2V173H0V177H1V174H2V176H5L6 174L4 173V172H6V168H4ZM17 170V171H16ZM66 172H65V171ZM72 170H75V171H73L74 173H75V175L73 174V172H71ZM101 170H103V171H101V172H99V173H102V172H104V170H105V167L104 168H102ZM130 170H131V168H130ZM135 170V169H134ZM162 170V169H161ZM164 170V169H163ZM186 170V169H185ZM190 170H192L191 172H190ZM220 170V169H219ZM222 170V169H221ZM14 171H16L17 173H19V174H17V173H15ZM39 171V172H38ZM45 171V170H44ZM53 171H52V174H53ZM90 171V172H89ZM97 171H98V169H97ZM100 171V170H99ZM132 171H133V169H132ZM160 171V170H159ZM166 172L165 173H167V171H168V169H166L165 170ZM170 171V170H169ZM213 171H214V169H213ZM212 171V172H213ZM218 171V170H217ZM224 171V170H223ZM227 171V170H226ZM257 171V170H256ZM14 173V174H11V173ZM51 172V171H50ZM60 172V173H59ZM69 172H71V174H69ZM109 172V173H110ZM114 172V171H113ZM112 172V173H113ZM122 172V171H121ZM124 172V171H123ZM154 172V171H153ZM161 172V171H160ZM163 172V171H162ZM179 172V171H178ZM184 172V171H183ZM182 172V173H183ZM191 174H190V173ZM208 172H210V171H208ZM215 172V171H214ZM24 173V172H23ZM98 173V174H99ZM117 174H118V172H116ZM127 174L129 173V171H127L126 172ZM158 173V172H157ZM171 173V172H170ZM184 173H186V172H184ZM184 173H183V175H184ZM196 173V172H195ZM211 173V172H210ZM217 173V172H216ZM215 173V174H216ZM222 174H223V172H221ZM225 173V172H224ZM18 175L17 176V178H19V180L16 178V176L15 175ZM103 174V173H102ZM102 174H101V176H102ZM106 174V173H105ZM105 174H104V176H105ZM130 174V173H129ZM138 174V175H137ZM164 174V173H163ZM167 174H169V172L167 173ZM218 174H219V172H218ZM230 174V173H229ZM257 174V173H256ZM14 175V176H13ZM55 175V174H54ZM89 175V174H88ZM90 175H92V172L90 173ZM89 175V176H90ZM106 175H109V174H106ZM119 175V174H118ZM126 175V174H125ZM155 175V174H154ZM157 175V174H156ZM161 175V174H160ZM165 175V174H164ZM196 175V174H195ZM194 175V176H195ZM238 175V174H237ZM262 175H264V174H262ZM9 176V175H8ZM87 177V179H85L86 177ZM100 176V175H99ZM104 176H102V178L104 177ZM129 176V175H128ZM167 176H169V175H167ZM171 176H174V175H171ZM185 176H187V175H185ZM210 176H211V178H212V180H213V176L210 174ZM223 176V175H222ZM7 177V176H6ZM59 177V178H58ZM85 177V178H84ZM113 177V176H112ZM150 177H153V176H150ZM156 177H158V176H156ZM170 177V176H169ZM168 177V178H169ZM184 177V176H183ZM197 177V176H196ZM216 177V176H215ZM221 177V176H220ZM227 177V176H226ZM235 177V176H234ZM4 178V177H3ZM15 178L17 179V180H15ZM148 178V179H147ZM173 178V177H172ZM261 178V177H260ZM259 178V179H260ZM8 179H10V178H8ZM8 179H6V180H8ZM44 181H43V180ZM106 179H108V178H106ZM111 179H113V178H111ZM120 179V178H119ZM197 179V178H196ZM110 180V179H109ZM159 180V179H158ZM176 180H177V178H176ZM183 180V179H182ZM219 180H220V178H219ZM232 180H233V178H232ZM23 181V182H22ZM108 181V180H107ZM120 181H122V180H120ZM119 181V182H120ZM152 181V180H151ZM172 181H173V179H172ZM187 181V180H186ZM216 181V180H215ZM96 182H98V183H96ZM102 182V181H101ZM105 182V181H104ZM196 182V183H195ZM218 182V181H217ZM239 182V181H238ZM260 182H263V180H261ZM2 183H3V181H2ZM91 183H92V181H91ZM91 183H89V184H91ZM146 183V184H145ZM151 183V182H150ZM178 183V182H177ZM215 184H216V182H214ZM226 183V182H225ZM228 183V182H227ZM233 183V182H232ZM9 184V185H8ZM84 184H85V186H84ZM88 183H87V186L89 185ZM120 184V183H119ZM167 184V183H166ZM193 184V185H192ZM213 184V183H212ZM261 184H263V183H261ZM102 185V184H101ZM155 185V184H154ZM160 185V184H159ZM170 185V184H169ZM174 185V184H173ZM178 185V184H177ZM192 185V186H191ZM217 185V184H216ZM228 186H229V184H227ZM226 185V186H227ZM231 185H233V184H231ZM230 185V186H231ZM123 186V187H124ZM158 186V185H157ZM167 186V185H166ZM200 186V185H199ZM213 186H215V185H213ZM264 186V185H263ZM90 187V186H89ZM116 187H117V183H116ZM150 187V186H149ZM159 187V186H158ZM181 187V186H180ZM202 187V186H201ZM219 187V186H218ZM243 187V186H242ZM114 188V187H113ZM113 188H110V189H113ZM146 189H147V187H145ZM157 188V187H156ZM200 188V187H199ZM215 188H216V186H215ZM238 188V187H237ZM116 189V188H115ZM149 189V188H148ZM151 189H152V187H151ZM159 188H157V190H158ZM161 189V188H160ZM174 189V188H173ZM179 189V188H178ZM202 189V188H201ZM205 189V188H204ZM252 189V188H251ZM250 189V190H251ZM264 189V188H263ZM106 190V191H105ZM124 190V189H123ZM145 190V189H144ZM167 190H169V189H167ZM181 190V189H180ZM197 190V189H196ZM213 190V189H212ZM227 190H229V188H227ZM254 190V189H253ZM90 191V192H89ZM105 191V192H104ZM141 191H142V193H141ZM150 191V190H149ZM148 191V192H149ZM154 191V190H153ZM193 191H192V193H193ZM242 191V190H241ZM240 191V192H241ZM245 191V190H244ZM86 192H88L87 194H86ZM114 192H116V191H114ZM150 192H152V191H150ZM90 193V194H89ZM94 193H96V195L94 196ZM119 193V192H118ZM145 193H146V190H145ZM156 193V192H155ZM164 193V192H163ZM168 193V192H167ZM183 193V191L181 192V194ZM184 193H183V195H184ZM206 193V192H205ZM210 193V192H209ZM227 193H229V191H227ZM256 193V192H255ZM255 193L253 194V193H251V194H253L252 196H250V198L248 199L249 201L251 200V202H253L254 201V203L256 202V201H258V199L257 198H259V195H258V193H256V195H255ZM93 196H92V195ZM140 194V195H139ZM148 194V193H147ZM191 194V193H190ZM195 194H196V191L194 192V194H192V197H193V200L195 199V201H196V198L194 197L195 196ZM221 194V193H220ZM224 194V193H223ZM231 194H233V192H231L230 193V196H231ZM250 194V193H249ZM136 195V196H137ZM170 195V194H169ZM177 195V194H176ZM194 195V196H193ZM198 195V194H197ZM205 195V194H204ZM203 195V196H204ZM210 195V194H209ZM213 195V194H212ZM211 195V196H212ZM222 195V194H221ZM221 195H219V193H217V196H216V199H214V200H216L215 201V203L217 202V197H218V199L220 200V196ZM93 197L92 198V200H91V197ZM133 196V197H132ZM144 196H145V194H144ZM148 195H146V197H147ZM189 196V195H188ZM202 196V195H201ZM255 196V197H254ZM89 197H90V199H89ZM126 197V198H127ZM150 197V196H149ZM154 197V196H153ZM176 197V196H175ZM214 197V196H213ZM257 197V198H256ZM125 198V197H124ZM124 198H122V199H124ZM162 198V197H161ZM181 198V197H180ZM179 198V199H180ZM248 198V197H247ZM256 198V199H255ZM117 199V198H116ZM137 199V198H136ZM150 199V198H149ZM172 199V198H171ZM182 199V198H181ZM181 199H180V201H181ZM184 199V198H183ZM186 199H187V197H186ZM188 199H190V198H188ZM187 199V200H188ZM260 199V198H259ZM90 200V201H89ZM119 200V199H118ZM121 200V199H120ZM127 200V199H126ZM201 199H199V201H200ZM203 200H204V197H203ZM202 200V201H203ZM210 200V199H209ZM129 201V200H128ZM134 201H136V200H134ZM151 201V200H150ZM166 201H167V199H166ZM191 201V200H190ZM189 201V202H190ZM204 201H206V200H204ZM220 201H222V200H220ZM86 202V203H85ZM118 202V201H117ZM122 202V201H121ZM121 202H120V204L118 205L119 207L120 206H122L121 205ZM137 202V201H136ZM163 202V201H162ZM170 202H171V200H170ZM175 202V201H174ZM183 202V201H182ZM188 202V201H187ZM208 202V201H207ZM206 202V203H207ZM219 202V201H218ZM260 202V201H259ZM85 203V204H84ZM114 203V202H113ZM112 203V204H113ZM154 203V202H153ZM185 203V202H184ZM195 203V202H194ZM210 203V202H209ZM258 203V202H257ZM140 204H141V202H140ZM149 204V203H148ZM160 204V203H159ZM177 204V203H176ZM204 204V203H203ZM259 204V203H258ZM108 205V204H107ZM146 205H147V203H146ZM178 205V204H177ZM183 205V204H182ZM185 205V204H184ZM183 205V206H184ZM205 205H207V204H205ZM88 206V205H87ZM90 206H88L89 208H90ZM116 206H117V203H116ZM117 206V207H118ZM126 206H127V204H126ZM129 206V205H128ZM140 206V205H139ZM153 206V205H152ZM157 206H159V205H157ZM175 206V205H174ZM180 206V205H179ZM193 206V205H192ZM113 207V206H112ZM111 207V208H112ZM114 207H115V205H114ZM113 207V208H114ZM118 207V208H119ZM124 207V206H123ZM131 207L132 206H130L129 208L131 209ZM155 207H156V205H155ZM164 207V206H163ZM176 207V206H175ZM185 207H187V206H185ZM135 208V207H134ZM139 208V207H138ZM162 208V207H161ZM179 208V207H178ZM85 211L84 213H83V210ZM93 209V208H92ZM99 209V208H98ZM100 209H101V211H102V208L100 207ZM107 208L105 207V210H106ZM120 209H122V208H120ZM119 209V210H120ZM144 209V208H143ZM183 209V208H182ZM182 209H181V211H182ZM187 209V208H186ZM190 209V208H189ZM192 209V208H191ZM190 209V210H191ZM195 209V208H194ZM91 210V209H90ZM112 210V209H111ZM116 210V209H115ZM127 210H128V208H127ZM133 209H131V213L133 212L132 211ZM150 210H152V209H150ZM162 210V209H161ZM160 210V211H161ZM167 210H168V208H167ZM190 210H189V212H190ZM210 210V209H209ZM82 211V212H81ZM98 211V210H97ZM109 211V210H108ZM154 211V210H153ZM172 211H173V209H172ZM180 211V210H179ZM193 211V210H192ZM208 211V210H207ZM125 212V211H124ZM177 212H178V210H177ZM186 212V211H185ZM103 213V212H102ZM109 213V212H108ZM121 213V212H120ZM128 213H129V210H128ZM134 213V212H133ZM144 213V212H143ZM166 213V212H165ZM181 213V212H180ZM197 213V212H196ZM92 214V213H91ZM105 214V213H104ZM107 214V213H106ZM112 214V213H111ZM150 214V213H149ZM148 214V215H149ZM192 214V213H191ZM195 214V213H194ZM94 215V214H93ZM125 215V214H124ZM128 215H130V213L128 214ZM133 215V214H132ZM135 215V214H134ZM152 215H153V213H152ZM161 215V214H160ZM166 215H168V214H166ZM176 215V214H175ZM13 216H15L14 218H12ZM92 216V215H91ZM95 216V215H94ZM100 216V215H99ZM106 216V215H105ZM109 216V215H108ZM111 216V215H110ZM110 216L107 218V219H109L110 218ZM126 216V215H125ZM125 216H124V218H125ZM138 216V215H137ZM179 216V215H178ZM181 216V215H180ZM191 216V215H190ZM101 217H102V215H101ZM107 217V216H106ZM116 217V216H115ZM114 217V218H115ZM127 217V216H126ZM129 217V216H128ZM140 217V216H139ZM188 217V216H187ZM103 218H104V216H103ZM112 219H113V217H111ZM141 218V217H140ZM151 218V217H150ZM150 218H148V219H150ZM168 218H170V217H168ZM191 218V217H190ZM208 218V217H207ZM13 219H14V223H15V226L13 225L14 223H13ZM88 219V220H87ZM105 219V218H104ZM104 219H102V221L104 220ZM120 219V218H119ZM128 219V218H127ZM130 219V218H129ZM132 219V218H131ZM142 219V218H141ZM163 219H165V217L163 218ZM172 219V218H171ZM175 219H176V217H175ZM181 219H184V218H181ZM187 219V218H186ZM189 219V218H188ZM5 220L8 222H5ZM100 220H101V218H100ZM99 220V221H100ZM153 220V219H152ZM167 220V219H166ZM91 223H90V222ZM98 221V220H97ZM102 221H100V222H102ZM115 221H116V219H115ZM118 221H121V219L120 220H118ZM138 221V220H137ZM144 221V220H143ZM146 221H148V220H146ZM150 221V220H149ZM185 221V220H184ZM108 222V221H107ZM141 222V221H140ZM170 222H172V221H170ZM182 222V220H180V223ZM12 223V224H11ZM113 223V222H112ZM144 223V222H143ZM151 223V222H150ZM162 223H164V222H162ZM161 223V224H162ZM174 223V222H173ZM175 223H178V221L177 222H175ZM5 224V225H4ZM90 224H91V226L92 227H90ZM115 224V223H114ZM135 224V223H134ZM139 224V223H138ZM137 224V225H138ZM4 225V226H3ZM12 225H13V227H12ZM107 225V224H106ZM143 225V224H142ZM145 225V224H144ZM147 225H148V222H147ZM158 224H156V226H157ZM168 225V224H167ZM101 226H104V225H101ZM115 226V225H114ZM135 226V225H134ZM149 226V225H148ZM163 226V225H162ZM86 227V228H85ZM139 227V226H138ZM164 227V226H163ZM176 227H177V225H176ZM176 227H175V229H176ZM2 228H0V232L2 233V231H4L5 233H7L6 231L7 230H9L8 228L6 229V231L4 230V228L2 229ZM85 228V229H84ZM102 228V227H101ZM108 228V227H107ZM114 228V227H113ZM134 228V227H133ZM140 228V227H139ZM138 228V229H139ZM144 228V227H143ZM146 228V227H145ZM172 228H174V227H172ZM112 229V228H111ZM115 229V228H114ZM178 229V228H177ZM2 230V231H1ZM11 230H9V231H11ZM95 230H96V232H95ZM102 230V229H101ZM101 230H99L98 229V231H101ZM104 230V229H103ZM107 230H109V229H107ZM146 230V229H145ZM95 233H94V232ZM105 231V230H104ZM104 231H102V232H104ZM112 231V230H111ZM173 231V230H172ZM3 232V233H4ZM13 232H15L14 234H13ZM144 232V229L142 230V232H141V230L139 231V233L140 234H142ZM175 232V231H174ZM182 232V231H181ZM43 233H49V234H43ZM94 233V234H93ZM99 233V232H98ZM145 233V232H144ZM176 233H177V231H176ZM100 234V233H99ZM104 234H106V233H104ZM110 234H112L111 232L109 233V235ZM172 235L174 234V233H171ZM3 235V234H2ZM1 235V236H2ZM102 235V234H101ZM138 235V234H137ZM175 235V234H174ZM4 236V235H3ZM107 236H108V233H107ZM140 236V235H139ZM102 237V236H101ZM106 237V236H105ZM105 237H104V239H105ZM110 237V236H109ZM180 237V236H179ZM92 238V239H93ZM175 238V237H174ZM173 238V239H174ZM1 239V238H0ZM9 239V238H8ZM103 239V238H102ZM103 239V240H104ZM107 239H108V237H107ZM177 239V238H176ZM4 240V239H3ZM13 240V239H12ZM88 240V241H87ZM90 240V241H89ZM127 240H129V239H127ZM6 241V240H5ZM15 241V242H16ZM88 243H87V242ZM105 241V240H104ZM264 241V240H263ZM14 242V241H13ZM94 242V241H93ZM96 242V241H95ZM127 242V241H126ZM129 242H131V239L129 240ZM138 242V241H137ZM179 242H181V241H179ZM226 242V241H225ZM225 242L223 243L224 245H225ZM251 242V241H250ZM1 243H3V242H1ZM6 243V242H5ZM85 243H86V245H85ZM140 243V242H139ZM217 243H219V242H217ZM229 243V242H228ZM262 242H260L259 243V245L257 244V245H254L253 243V245H252V247H253V249L255 250H252L253 251V253H252V255H251V253H249V257H241V258H239V260H238V258L236 259L235 257H233V260L234 259H236V260H238L239 261V264H253V263H255L254 262V260H257L256 262H258V261H260V260H262L263 258H264V242L261 244ZM9 244V243H8ZM2 245V244H1ZM15 245V244H14ZM133 245H135V243L133 244ZM132 245V246H133ZM175 245V244H174ZM176 245H177V243H176ZM182 245V244H181ZM222 245V244H221ZM224 245H222V246H224ZM228 245V244H227ZM232 245V244H231ZM230 245V243H229V246H231ZM251 245V244H250ZM84 246H85V249H84ZM131 246V247H132ZM136 246V245H135ZM138 246V245H137ZM179 246V245H178ZM254 246H255V248H254ZM256 246H259V247H256ZM2 247V246H1ZM5 247V246H4ZM17 247V248H18ZM87 247V248H86ZM124 247V246H123ZM127 247V246H126ZM125 247V248H126ZM141 247V246H140ZM150 247V246H149ZM174 247V246H173ZM227 247V246H226ZM225 247V248H226ZM245 247V246H244ZM130 248V247H129ZM153 248V247H152ZM171 248V247H170ZM217 248V246H215V249ZM224 248V247H223ZM224 248V249H225ZM239 248H242V247H239ZM247 248H249V246L247 247ZM247 248H245V250L247 249ZM250 248H251V246H250ZM5 249V248H4ZM3 249V250H4ZM14 249H16V248H14ZM83 249V250H82ZM141 249V248H140ZM145 249V248H144ZM164 249H167V248H164ZM174 249H176V248H174ZM181 249V248H180ZM219 249V248H218ZM223 249V250H224ZM227 249V248H226ZM225 249V250H226ZM237 248H235V250H236ZM1 250V249H0ZM10 250V249H9ZM56 250V249H55ZM124 249H122V252H124L123 251ZM130 250V249H129ZM177 250H179V249H177ZM182 250V249H181ZM224 250V251H225ZM239 250V249H238ZM242 250V249H241ZM241 250H239V251H241ZM247 250H249V249H247ZM6 251V250H5ZM19 251V250H18ZM62 251V250H61ZM69 251V250H68ZM165 251V250H164ZM168 251H170V250H168ZM167 251V252H168ZM176 251V250H175ZM174 251V252H175ZM251 250H249V252H250ZM1 252V251H0ZM8 252V251H7ZM10 252V251H9ZM8 252V253H9ZM59 252V251H58ZM73 252H72V254H73ZM132 252V251H131ZM131 252H130V254H131ZM152 252V251H151ZM154 252V251H153ZM178 252V251H177ZM221 252V251H220ZM226 252V251H225ZM231 252V251H230ZM229 252V253H230ZM248 252V251H247ZM11 253V252H10ZM61 253V252H60ZM65 253V252H64ZM71 253V252H70ZM126 253V252H125ZM134 253V252H133ZM235 253H237V252H235ZM242 253V252H241ZM0 254H2L3 255V253H0ZM17 254V253H16ZM19 254V253H18ZM52 254H55V253H52ZM62 254V253H61ZM69 254V253H68ZM71 254V255H72ZM85 254V253H84ZM140 254V253H139ZM157 254V253H156ZM165 254H166V252H165ZM168 254H169V252H168ZM186 254V253H185ZM222 254V253H221ZM234 254V253H233ZM240 254V253H239ZM239 254H237L238 256L237 257H239ZM254 254H256L257 255V257L258 258H256V256H255V259H253L252 260V257L251 256H253ZM263 254V255H262ZM47 255H50L51 257H49V256H47ZM58 255V254H57ZM60 255V254H59ZM64 255V254H63ZM129 255V254H128ZM136 255V254H135ZM134 255V256H135ZM138 255V254H137ZM167 255V254H166ZM170 255V254H169ZM169 255H167L168 256V258H169ZM175 255V254H174ZM174 255H172L170 258L172 259V258H174V257H176V255L174 256ZM181 255H183V253H181ZM228 256H232V254H227ZM242 256H243V254H241ZM244 255H246V252L244 253ZM251 255V256H250ZM4 256V255H3ZM5 256H6V254H5ZM13 256H15V255H13ZM75 256V255H74ZM85 256V255H84ZM89 256V255H88ZM133 256V255H132ZM140 256V255H139ZM150 256V255H149ZM174 256V257H173ZM184 256V255H183ZM225 256V255H224ZM227 256V257H228ZM263 256V257H262ZM12 257V256H11ZM129 257V256H128ZM137 256H135V258H136ZM141 257V256H140ZM179 257H180V255H179ZM179 257H177V258H179ZM182 257V256H181ZM180 257V258H181ZM226 257V256H225ZM8 259L10 258V256L8 255V257H7ZM13 258H15V257H13ZM17 258V257H16ZM64 258H66V257H64ZM130 258V257H129ZM134 258V257H133ZM134 258V259H135ZM139 258V257H138ZM142 258V257H141ZM149 258V257H148ZM166 258V257H165ZM230 258V257H229ZM228 258V259H229ZM259 258H262V259H259ZM1 259V258H0ZM20 259V258H19ZM62 259V258H61ZM61 259H59V258H54V260H53V258L49 261V262H51L50 264H68V262L67 261H64L65 259H63V260H61ZM143 259V258H142ZM176 259V258H175ZM231 259V258H230ZM18 260V259H17ZM164 260V259H163ZM235 260V261H236ZM16 261V260H15ZM23 261V262H24ZM48 261H47V263H48ZM71 261V260H70ZM83 261V260H82ZM152 261V260H151ZM154 261V260H153ZM169 261H171V262H173L172 260H169ZM228 261V260H227ZM263 261V264H264V260H262ZM261 261V262H262ZM3 262H6L5 260L3 261ZM133 262V261H132ZM135 262H136V260H135ZM146 262H148V261H146ZM179 262V261H178ZM184 262V261H183ZM229 262H230V260H229ZM228 262V263H229ZM261 262H259V263H261ZM17 263V262H16ZM15 263V264H16ZM28 263V264H29ZM71 263V262H70ZM76 263V262H75ZM182 263V262H181ZM180 263V264H181ZM235 263V262H234ZM234 263H230V264H234ZM238 262L236 261V264H237ZM258 263V264H259ZM72 264V263H71ZM147 264V263H146ZM183 264H185V263H183ZM217 264H218V262H217ZM220 264V263H219Z\"/></svg>","mask_w":264,"mask_h":264}]
</instances>
